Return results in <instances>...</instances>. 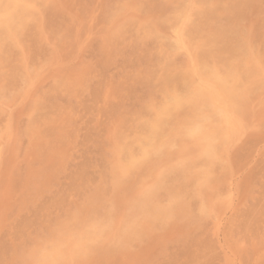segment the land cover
<instances>
[{"label": "rangeland", "instance_id": "rangeland-1", "mask_svg": "<svg viewBox=\"0 0 264 264\" xmlns=\"http://www.w3.org/2000/svg\"><path fill=\"white\" fill-rule=\"evenodd\" d=\"M27 1L28 2L30 1V2L27 4ZM31 1H33V2L31 3ZM52 1H55V2L53 3ZM148 1L147 0H143V1L142 0H134V3H133V0H131V2H130V0H85V1L84 0H60V3H59V0H26V1H24V0H19V1H16V0H6V1L0 0V49H1L0 50V54H1L0 55L1 56L0 57V62H1L0 63V79H1L0 84L2 86V87H0V106H1L0 107V130H1L0 131V152H1L0 153V161H1V163H0V205H1V209H0V216H1V218H0V223H1V225H0V264H20L22 261L24 262V264H30V262H31V264H40V263L41 264H47V263L49 264V262H47V260L45 258V256H46L45 254L48 255V253L53 252L54 249H57L60 246H61L60 247V249H61L60 254L61 255L58 258L59 260L56 259L53 262L55 264L56 263L57 264L58 263H60V264H65V263L66 264H110V263L111 264L112 263L113 264L114 263L115 264L116 263L117 264H120V263L123 264V262H124V264H128L129 261H130L129 264H138V263L139 264H264V134H263V132H264L263 131L264 130V116H263L264 115V73H262V71H264V62H263L264 61V57H263L264 56V43H263V41H264V39H263L264 38V35H263L264 34V0H231V1L230 0H228V1L227 0H213V1L212 0H193V2H192V0H191V2L189 0L190 5L187 2L188 0H183V1L182 0H148ZM173 1H174V3H173ZM223 1H225L227 3L223 2ZM81 2H83L84 5ZM232 2H234V3H232ZM56 3H57V5H56ZM192 3H193V6H192ZM32 4H34L35 6H32ZM183 4H185L186 7H184L185 5H183ZM62 5H63V7H62ZM129 5H131L130 7L132 9H129L130 8ZM187 5H189V6H187ZM74 6H75V8H74ZM36 8H38V9H36ZM126 8H127V10H126ZM172 8H173V10H172ZM185 8H187V9H185ZM96 9H97V11H96ZM188 9L190 10V12ZM85 10H87V12L89 11V13H87ZM129 10H131V11H129ZM177 10H179V11H177ZM25 11H26V14H25ZM90 11H92V13ZM124 11H125V13H124ZM152 11H153V13H152ZM172 11H174V12H172ZM6 12H8V13H6ZM150 12H151V14H150ZM1 13H2V15H1ZM96 13H98V14H96ZM118 13L120 15H118ZM129 13H131V15ZM95 14H96V16H94ZM107 14H108V16H107ZM121 14H122V16H121ZM164 14H165V16H164ZM149 15H152V16H149ZM229 15H231V16H229ZM79 16H80V18L82 16V18H81L82 20L79 18ZM139 16H141L142 18L146 17L144 19H146L147 21L144 19H141V17H139ZM176 16H177V18H176ZM33 18H35L36 21ZM112 18H114V19H112ZM154 18H156V19H154ZM180 18H183V20ZM86 19H87L88 23L85 21ZM119 19H120V22H118ZM138 19H139V22H138ZM166 19L168 22L166 21ZM179 19L181 21L177 22V20H179ZM213 19H215V21ZM94 20H95V22H92ZM103 20H105V21H103ZM108 20H110V21H108ZM113 20H114V22H113ZM202 20L204 22H202ZM89 22H92V23L89 24ZM151 22L154 23L155 24L154 26L158 27L159 29L158 28L156 29ZM84 23H85V25H84ZM86 23L88 25H86ZM105 23L107 26L101 27ZM109 23L111 25H108ZM170 23H172V24H170ZM58 24H59V26H58ZM95 24H98V25H95ZM244 24H245V26H244ZM36 25H39V27L40 26L41 27L40 28L38 26L34 27ZM122 25L124 26V28ZM90 27L91 28L93 27V28L91 29ZM238 27H239V32H241V34H239V32H238ZM38 28L40 29V32L38 31L39 30ZM143 28H144V30H142ZM262 28H263V30H262ZM41 29L42 30L44 29V30L42 31ZM85 29H87L88 31ZM174 29H176V31ZM36 30L38 32H36ZM93 30H95V31H93ZM160 30H163V31H160ZM213 30H214V32H213ZM254 30H259V31L262 30V31L255 32ZM89 31L91 34H89ZM100 31H101V33H100ZM117 31H118V33H120L121 37H119L120 35L117 34ZM44 32H45V34H44ZM84 32H85V35H84ZM97 32L99 33V35ZM105 32L108 35L105 36V34H106ZM170 32L173 33V36H171L172 34ZM220 32H222V33H220ZM32 33H33V36L31 35ZM37 33H38V35H40V37L37 36ZM86 33H87V35H86ZM126 33H127V35H126ZM135 33H137V34L135 35ZM167 33H170V34H167ZM25 34L30 39H27L26 36L24 37ZM219 35H220V37H219ZM107 36L111 37V38L110 39L108 38V40H107L106 39ZM10 37L12 39H14L16 37L15 38L16 40L14 41ZM41 37H42V39H41ZM51 37H53L54 39ZM104 37H106V38H104ZM113 37H114V39H113ZM174 37H175V39H174ZM182 37H183V39H182ZM225 37H230V39L225 38ZM1 38L4 40L1 41ZM119 38H121V39H119ZM34 39L36 40V42ZM102 39L105 41L101 42ZM41 40H43V41H41ZM106 40L108 42H106ZM176 40H178V41H176ZM252 40L254 43L251 42ZM19 41H20V43H18ZM37 41H38V43H37ZM50 41L53 43H51ZM14 42L15 43L17 42L16 43L17 45ZM40 42H43V44H45V45L44 46L41 45L42 43H40ZM47 42H48V44H47ZM104 42L106 45L104 44ZM143 42H144V44H143ZM154 42H155V44H154ZM157 42L159 43V45ZM29 43L34 47L32 48ZM34 43H35V45H34ZM108 43H109V45H108ZM26 44H28V45L25 48ZM102 44L105 46H103ZM178 44H179L180 48H179ZM182 44H184V45H182ZM50 45L53 46V48L55 47L54 49H56L57 47L59 49L57 48L56 50H54ZM228 45H230V46H228ZM21 46L23 49L18 50L21 48ZM99 46H100V48H99ZM38 47H39V49H38ZM135 47H137V48H135ZM14 48H15V50H14ZM153 48H155V49H153ZM230 48H232V49H230ZM10 49H12V50H10ZM182 49L184 50V52ZM185 49H186V52H185ZM190 49H191V51H190ZM193 49H194L195 53H193L194 52ZM45 50H47V51H45ZM51 50H52V53H51ZM57 50L60 52L58 53ZM10 51H11V53H10ZM17 51H18V53H17ZM21 51H22V54H21ZM24 51L31 52L34 56L37 53L38 54L34 57L30 53H26ZM39 51H40L41 55L39 54ZM102 51H104L106 54L104 52L102 53ZM140 51H141V53H140ZM168 51L171 53L175 52V55H174V53L171 55V53H169ZM178 51H180V52H178ZM245 51H247V52L245 53ZM248 51H251V53H248ZM255 51H256V53H255ZM13 52H15V53L13 54ZM44 52H46V53H44ZM150 52H151V54H150ZM165 52L169 54V55L167 54V57H166ZM257 52H258V55H257ZM6 54H9V55H6ZM38 55L41 59H38ZM151 55H153V56H151ZM235 55L236 56L238 55V56L236 57ZM261 55H262V57H261ZM20 56H23V57H20ZM24 56H25V58H24ZM33 57L35 60L33 59ZM56 57H58V58H56ZM163 57H165V60L168 58L167 59L168 62H167V60L164 62ZM194 57H195V59H194ZM228 57H231V58H228ZM258 57L261 59V61L262 60L263 61L259 62L260 59ZM51 58H54V60H51ZM106 58H107V60H106ZM136 58H138V59H136ZM233 58H235V59H233ZM242 58H243V60H242ZM21 59H23V60L21 61ZM248 59H250V60H248ZM16 60H19V61L16 62ZM37 60L39 61V63ZM151 60H153V61H151ZM182 60H184V61H182ZM253 60H258V61H253ZM47 61H48V63H47ZM63 61H64V63H63ZM170 61H172L171 62L172 65H171ZM228 61H229V63H228ZM247 61L249 62V64ZM23 62H25V63L22 64ZM141 62H142V64H141ZM146 62H147V64H146ZM162 62L164 65L162 64ZM194 62H195V64H194ZM258 62H259V65H258ZM33 63L35 65V67H33L34 66ZM79 63H81V64H79ZM245 63H247V64H245ZM3 64L5 66H2ZM7 64L9 66H11L12 68H10ZM25 64L28 66H25ZM59 64H62V65L59 66ZM160 64L162 66H160ZM165 64H167V65H165ZM14 65L16 67H14ZM22 65L25 67H23ZM180 65L184 66L186 68L180 67ZM233 65L237 68L235 69V67ZM192 66L194 68H192ZM243 66H245V67H243ZM142 68H144V69H142ZM188 68L189 69L191 68V71ZM8 69H9V71H8ZM49 69H51L52 71ZM146 69L148 70V72H145V71H147ZM168 69H169V71H168ZM204 69H206V70H204ZM215 69L216 70L218 69V71H216ZM260 69L262 71H259ZM170 70H172V71H170ZM175 70H178V71L175 72ZM70 71H71V73H70ZM135 71L137 74L135 73ZM33 72H34V74H33ZM35 72H36V74H35ZM62 72L64 73V75L66 74L65 75L66 77L62 75L63 74ZM194 72L197 74H195ZM236 72H238V73H236ZM93 73H94V75H93ZM134 73H135V75L138 76V77L135 76V79H134V75H133ZM190 73H192V74L194 73L195 75L194 74L192 75ZM212 74L214 75V77L212 76ZM217 74H219V75H217ZM262 74H263V76H262ZM73 75H74V79H76V80L73 79V77H72ZM80 75H82V78ZM124 75H127V76H124ZM131 75H133L132 76L133 78L131 77ZM139 75H141V76H139ZM148 76L149 77L152 76V77L148 78ZM160 76H161V78H160ZM111 77L113 78V80L116 79L115 82L117 81L116 82L117 84L114 83V81H112ZM26 78H28V79H26ZM69 78H71L72 80L70 81ZM119 78L122 79V81L119 80ZM145 78L148 80L150 79V80L149 81L145 80ZM217 78H219L220 80H217ZM67 79H69V80H67ZM77 79H79L81 82L79 83V81ZM106 79L107 80L109 79V80L107 81ZM137 79L140 81H138ZM141 79H144V80H141ZM23 80H24V82H23ZM25 80L28 83H26ZM82 81H83V83H82ZM118 81H120V82H118ZM154 81H157V82H154ZM36 82H37V84H35ZM104 82H106V83L108 82V84H106ZM121 82L122 83L124 82V83L122 84ZM130 82H134V83H130ZM139 82H140V84H139ZM215 82L222 83V85H221L222 88L217 86L218 83L216 85ZM145 83H146V85H145ZM186 83H188V84H186ZM32 84L34 85V87ZM131 84H133V85H131ZM203 84L204 85L206 84L208 86H211V87H214L217 89L220 88V89H218V93L221 96V98L225 99V106L223 109L225 112H227V116H226V118L224 117V119H223V115H222L223 110L220 109L219 111L221 112V114L219 112V114L216 113V114L212 115L210 118V120H211L210 122H209V119H207V123H208L207 128L210 132L209 133L210 138H208V141L211 143L212 147H211V150L209 152H202L203 153L202 154V153H200L201 151L199 150V146L196 143L195 139H193L192 137H189V135H187L186 133L184 134L185 129L183 127H181L180 125L182 124V122L184 120H186L188 117H190L193 114L194 109H196L197 111H204L205 114H206V111H210V106L208 105L209 100L207 98V94H205V92L202 93L198 90L199 87L202 86ZM16 85H17V87H16ZM40 85H42V87ZM117 85H118V87H117ZM127 85L130 88L133 86L134 89L133 88L130 89ZM162 85H163V87L165 86L164 89H163ZM109 86H111V88ZM166 86H167V88H166ZM172 86H174V87H172ZM208 86H204V87L209 88ZM258 86H260V87H258ZM47 87H49V88H47ZM88 87H90V88H88ZM148 87H149V90H147ZM180 87H182V88H180ZM228 87L229 88L231 87V89H228ZM104 88L105 89L107 88L106 91ZM117 88H120V89H117ZM154 88H155V90H154ZM183 88H184V90H183ZM260 88L261 89L263 88V90H261ZM10 89L12 92L9 91ZM22 89H23V91H21ZM108 89H110V90H108ZM16 90H17V92H16ZM43 90H44V92L42 93ZM114 90H117V91H114ZM127 90H129V91H127ZM174 90H176V92ZM259 90H261V91H259ZM4 91H6V95H4L5 94ZM32 91H34V93ZM108 91H109V93H108ZM119 91H120V93H117ZM3 92H4V94H3L4 98L2 95ZM179 92L183 96H181ZM8 93H10V94H8ZM38 93H40V95H38ZM104 93H107L108 95L104 94ZM200 93H201V95H198ZM41 94H43V95H41ZM89 94H91V95H89ZM155 94L157 97L155 96ZM150 95H152V96L150 97ZM173 95H176L178 97L180 95V100H183V101H180L181 107L180 106L179 107L182 108L183 110H180V108L178 107L180 112L177 108L176 109L177 111L176 110L173 111L176 113L175 114L172 113V117L170 116L171 114L170 115L164 114L162 117L163 120H161V118H159V120L161 121V123H160L161 125L159 124L158 129L157 128L156 129L155 128L150 129L152 127V123L156 119H158V117L156 118V116L159 113V111H161L160 109L163 108L159 104L167 106V104L169 103L170 105L168 104V106H171L172 101H173L172 100ZM196 95H198V96H196ZM30 96H31V98H30ZM112 96L115 98H111ZM125 96H126V99H125ZM142 96H143V98H141ZM14 97H16V98H14ZM188 97L193 98L194 103H195L193 105V107H189L187 105V100L189 99ZM194 97H197L198 99L194 98ZM116 98H117V100H116ZM170 98H171V100H170ZM255 98H257V99H255ZM39 99H40V101H39ZM142 99L144 100V102L146 104L148 102H150V103H148V105H145V103L142 102L143 101ZM145 99H147V100H145ZM163 99L166 100L167 103ZM249 99L250 100L252 99L251 100L252 103L250 102ZM41 100L43 102H41ZM45 100H46V102H45ZM121 100L123 102H121ZM161 101L163 103L165 102L166 104H163ZM229 101H230V103H229ZM16 102H17V104H16ZM70 102H71L72 106H70ZM82 102H83V104H82ZM34 104H36V108L38 107L37 109H32V107L35 108ZM149 104H151L153 106H150ZM109 106L112 107L113 109L110 108ZM147 106H149L150 108ZM157 106H159V107L157 108ZM227 106L229 107V109ZM72 107H73V109H72ZM123 108H124V110H122ZM135 108L138 111L134 110ZM64 109H65V111H64ZM129 109H130V111H129ZM152 109L154 111H152ZM187 109H188V111H186ZM126 110H127V112H125ZM227 110H229V111H227ZM5 111H6V113H5ZM29 111H32V112H29ZM185 111H186V113H185ZM77 112H78V114H77ZM119 112L123 113V114L125 113V115L120 114ZM136 112L139 114H137ZM11 113H12V115H11ZM38 113H40V114H38ZM52 113H54V114H52ZM108 113L111 115L109 116ZM75 114H77V115H75ZM151 114H152V116H151ZM179 114H181V115H179ZM54 115L58 116V117H55ZM133 115H135L136 117ZM144 115H145V117H144ZM166 115L168 118L170 117L169 118L171 120V121L169 120L170 122L168 121V118L166 117ZM61 116H63V117H61ZM129 116H131V117H129ZM139 116H141V117H139ZM153 116H154V118H153ZM11 118H12V120H11ZM44 118H45V120H44ZM54 118H55V120H54ZM107 118H108V122H107ZM164 118H167V121ZM40 119H42L43 121ZM173 119H178L180 122H178V120L176 121ZM225 119L228 121H226ZM111 120H113V122L115 124H113V122ZM119 120H120V123H117ZM148 120H149V122H148ZM244 120H246L247 122L246 121L244 122ZM54 121H55V124H54ZM130 121L132 122V124ZM174 121L176 122V124H174L175 123ZM248 122H251V123H248ZM110 123H112V125ZM124 123H125V125H124ZM211 123H213V124H211ZM50 124H51V126H50ZM148 124L149 125L151 124V127ZM5 125L7 128H5ZM53 125H55V126H53ZM106 125L108 128L106 127ZM172 125L174 126V128H172L173 127ZM175 125H176V127H175ZM27 126H28V128H27ZM37 126H39V127L41 126V127L39 128ZM160 126H162L161 129L159 128ZM177 126H179V129ZM18 127H21L22 129L18 128ZM226 127H227V129H226ZM10 128H13V129H10ZM246 128H248L249 130ZM145 129H146V131H145ZM261 129H263V130H261ZM10 130L11 131L13 130V131L10 132ZM106 130L109 132H107ZM111 130H112V132H111ZM134 130L136 131V133H134L135 132ZM166 130H168V131H166ZM170 130L172 131L171 133H170ZM45 131H47V132H45ZM60 131H62V132H60ZM156 131H157V133H156ZM174 131H176V132H174ZM143 132H145V134ZM8 133H10V134H8ZM17 133H19V134L17 135ZM25 133H27V134H25ZM28 133H29V135H28ZM31 133L34 136H32ZM42 133H43V135H42ZM159 133L161 136L158 135ZM165 133L168 134V136L170 134V136L168 137L167 135H165ZM175 133H176V135H175ZM179 133H181V136L183 135L182 138H181ZM50 134H51V137H50ZM53 134H55V136H53ZM138 134H141V135H138ZM231 134H233V135L231 136ZM58 135H59V137H58ZM135 135H137V136H135ZM171 135H173V136L171 137ZM186 135H187V137H186ZM243 135H244V137L246 135V137L244 138ZM111 136H113V137H111ZM3 137H4V139H3ZM8 137H10L9 140H8ZM29 137H31V139ZM47 137H49V138L47 139ZM114 137H115V139H114ZM141 137H143L144 140ZM156 137H157V140H156ZM125 138H128V139H125ZM167 138H169V140ZM177 138H178V140H177ZM151 139H153V141L156 140L155 141L156 143L153 142ZM183 139L186 140V142L188 144L186 142H184ZM10 140H11V143H10ZM28 140L30 142H28ZM118 140H120L121 143H119L120 141H118ZM134 140L136 141L135 144L133 143ZM164 140H165V142H164ZM179 140H181V141H179ZM187 140L191 141L192 143L187 141ZM233 140H235V141H233ZM139 141H142V142H140L139 146H138L137 142H139ZM177 141H178V143H181V144L177 145L178 143H176V145H175V142H177ZM193 141H194V144H193ZM33 142H35V144ZM157 142L160 144H157ZM163 142L165 143V145ZM183 142L185 143L184 145H187V146L182 145ZM222 142L225 146L223 144L221 146ZM227 142H229V144ZM6 143H8V144L6 145ZM142 143H144V144L142 145ZM168 143H170V144L168 145ZM226 143L228 145H226ZM121 144H123V146ZM145 144L147 146H144ZM2 145H5V147L8 146V148H5ZM71 145H73V146H71ZM143 146H144V148H143ZM167 146H168V148H167ZM169 146H170V148H169ZM180 146H181V148H180ZM41 147H42V149H41ZM141 147H142V149L146 150L145 153H147V154L144 153V150H142V154L140 153L139 150ZM146 147L150 148V150L149 149L147 150ZM151 147L154 148L155 150L152 149ZM163 147H166V148H163ZM178 147H179V149H177ZM187 147H189L191 150L188 149ZM195 147L199 151H197V152L193 151L195 149ZM16 148L18 149V151L16 150ZM28 148L30 150L31 149L32 150L30 151V150H28ZM36 149L38 150V152ZM122 149H123V151H122ZM164 149L167 152H164ZM233 149H234V151H233ZM2 150H5V152ZM33 150H34V152L36 150V152L34 153ZM48 150L51 152H49ZM152 150H154L157 154ZM169 150H170L169 153L172 155V157L168 153ZM180 150H182V151H180ZM183 150L186 151V154L188 151L187 156H185L186 154ZM147 151H149V152H147ZM68 152L70 155L68 154ZM136 152H138V153H136ZM152 152H154V154H152ZM64 153H65V155H64ZM131 153H132V156L130 155ZM167 153H168V156H167ZM173 153L175 156L173 155ZM197 153H200V154L197 155ZM29 154H31V156ZM37 155L38 156L40 155V156H39V158L36 159V157H38ZM44 155H45V158L43 157ZM135 155H137V156H135ZM32 156H33V158H32ZM112 156H116V159H115V157L113 158ZM219 156H220V158H219ZM226 156H227V158H226ZM30 157H31V159H30ZM138 157L141 159L139 160ZM146 157H147V159L149 158L148 160L150 162L146 159ZM184 157H186V158H184ZM46 158H48V159H46ZM158 158H160L161 160H159ZM157 159L159 162L157 161ZM168 159L171 161H168ZM41 160H43V162ZM48 160H52V161H49L50 163L49 162L47 163L46 161H48ZM133 160L135 163L133 162ZM143 160L144 161L146 160V162L144 163ZM151 160L154 163H152ZM162 160L163 161L166 160V161L163 162ZM225 160H227V161H225ZM44 161L46 162L45 164H44ZM63 161H64V163H62ZM123 161H124V163H123ZM160 161H162L161 164H159ZM27 162H28V164H27ZM29 163L33 164L35 167H33V165H29ZM38 163L40 164V166H41V164H43V166H41V167L38 166L39 165ZM113 163H114V166H113ZM141 163L142 164L144 163V164L142 165ZM151 163H152V167H149ZM177 163H179V164L176 165ZM62 164H63V166H62ZM131 164L134 165V167ZM146 164H147V166H146ZM162 164H164L165 168L162 167ZM169 164H171V165H169ZM182 164H184V165H182ZM139 165L140 166L142 165V166L140 167ZM168 165L172 167L173 172ZM30 166H32V167L30 168ZM36 166L40 167L41 169L37 170ZM111 167H113V168H111ZM62 168H64V169H62ZM106 168H108V169H106ZM158 168H160V169H158ZM161 168H163V169H161ZM32 169H33V171H31ZM55 169H56V171H55ZM107 170H108V172H107ZM115 170H117V172ZM47 171L50 173H48ZM151 171H153V172H151ZM62 172H64V173H62ZM158 172H160V173H158ZM32 173L33 174L35 173L37 175L36 176H35V174L32 175ZM47 173H48L47 176H49V174H50L53 177L52 180L53 179H55V180L52 181L51 176H49V181L45 180L46 178L48 179V177L45 176ZM111 173L114 174V176H112ZM106 174H107V176H106ZM160 174H161V177H160ZM170 175H171V177H170ZM42 176H44V177H42ZM63 176H65V177H63ZM165 176H167V178H164ZM28 177H30V178L28 179ZM144 177H146V180L144 179ZM57 178H59V179H57ZM112 178L114 180H112ZM234 178H235V180H234ZM35 179L37 181H35ZM68 179H69V181H68ZM109 179H110L111 183L109 182ZM119 179H120V181H119ZM121 179H123L124 181ZM28 180H30V181H28ZM41 180H42L44 187H42V183L36 184L37 182H41ZM57 180H58V182H57ZM33 181H35L36 183H34ZM121 181H123V182L121 183ZM113 182L114 183L118 182V184H115L117 187L115 185L113 186V184H114ZM73 185H75V186L73 187ZM138 185H139V187H138ZM103 186H105V187H103ZM70 187L72 189H69ZM34 188L35 189L37 188L36 191L39 194H37V192L35 193ZM144 188L149 189L150 191L147 190L148 191L147 192ZM119 189L120 190L124 189V192L120 191ZM49 190H50V192H48ZM129 190H131V191H129ZM78 191H79V193H78ZM232 191H233V193H232ZM130 192H131V194H129ZM144 192H145V194H144ZM126 193H127V195H126ZM54 194H55V196H54ZM110 194H112V195H110ZM146 194H148V195H146ZM116 195H118V196H116ZM122 195H124V196H122ZM78 196H80V197H78ZM82 196H84V197H82ZM119 197L122 199H120ZM133 197L136 199L133 200L134 199ZM94 198H96L95 202H94ZM108 198L110 199V201L108 200ZM155 198H156V200H155ZM116 200H118V201L120 200V201L117 202ZM87 202H89V203H87ZM92 203H94L96 206L93 205ZM131 203H133V204H131ZM110 204H112V206ZM127 204H129L131 206H129ZM139 205H140V207H139ZM69 206L71 207V209ZM79 206H81V207H79ZM92 206H95V207H92ZM135 206H137V207H135ZM142 206L143 207L145 206L144 210H143ZM34 207H36V208H34ZM82 207L84 209H87V210H83ZM229 207H230V209H229ZM109 208H110V210H109ZM136 208H138V210ZM104 209H105V211H104ZM146 209H148V210H146ZM221 209H223V210H221ZM40 210H42V211H40ZM46 210H48V211L45 212ZM75 210L77 213L75 212ZM136 210H137V212H136ZM234 210H235V212H234ZM55 211H57V213ZM59 211H61V212H59ZM84 211H86V212H84ZM93 211H94V213H93ZM50 212H52V213H50ZM58 212H59V214H58ZM178 212L179 213L181 212V213L179 214ZM71 213H72V215H71ZM138 213H140V214H138ZM51 214H52V216H51ZM96 214H97V216H96ZM107 214H109V217L107 216ZM147 214H148V216H147ZM42 215H43V217H42ZM99 215H101L102 217ZM55 216H58V217H55ZM63 216H65V217L63 218ZM87 216H88V218H87ZM138 216H139V218H137ZM59 217H61V218H59ZM92 217H94L95 219ZM143 217H144V219H143ZM174 217H176V218H174ZM188 217H191V218H188ZM217 218H219V219H217ZM77 219H78V221H77ZM42 220H43V223H42ZM68 220L70 221V223L71 222L72 223L70 224L68 222ZM74 220H76L75 223L77 222L80 225L78 226L77 223L76 224L73 223ZM87 220H89L93 226L91 224L88 225L87 223H89V221H87ZM158 220H160V221H158ZM164 220L165 221L168 220V221H166V223H165ZM81 221H82V223H81ZM96 221H97V223H96ZM110 221L112 222V224L110 223ZM134 221L137 223H134ZM132 222H133V224H132ZM146 222H149V223L151 222V224L146 223ZM152 222H153V224H152ZM61 223H62V225H61ZM125 223H127V224H126L125 228H123ZM221 223H222V225H221ZM48 224H50V225H48ZM137 224H138V226H136ZM144 224H146V225L149 224V225L144 226ZM162 224L164 225V227L162 226ZM66 225H68V226H66ZM100 225H102V226H100ZM130 225H131V227H130ZM140 225H143L144 228H142V226H140ZM73 226H74V228H73ZM76 226H77V229H76ZM148 226H150V227H148ZM56 227H59V228L56 229ZM160 227H162V228H160ZM84 228H86V230H88V231H86ZM126 228H128L129 230H132V231L130 232ZM147 228H149L150 231L151 230H153V231H151L149 233V231H148L149 229L147 230ZM75 230H77V231L75 232ZM135 230H136V233H134ZM224 230H225V233L223 232ZM26 231H27V233H26ZM64 231L66 232V234H64ZM127 231L129 232V234ZM156 231H158V232H156ZM48 232H49V234H48ZM56 232L59 233V236H57L58 233H56ZM78 232L80 235L78 234ZM122 232H124V233H122ZM147 232L149 233V235ZM33 233L36 236L33 235ZM91 233H92V235H91ZM139 233L141 234V236ZM152 233H154V234L151 236L150 234H152ZM63 234H64V236H62ZM69 234L73 237L72 239L70 238ZM82 234L84 236H82ZM125 234H127L128 238L126 237ZM156 234L158 236H156ZM133 235H134V239H133ZM142 235H144V236H142ZM147 235H148V237H147ZM154 235L157 238H154L155 237ZM35 237H36V240H34ZM125 237H126V239H125ZM37 238L39 240H37ZM97 238H99L100 240ZM30 239H31V241H30ZM52 239L54 240L53 241L54 243H51ZM75 239H77V240H75ZM57 240H58V242H57ZM69 240H70V242L75 241L74 242L75 244H73L72 242L70 243ZM102 240H104V241H102ZM32 242L33 243L36 242L37 244L36 243L33 244ZM41 242H43V243H41ZM65 242H66V244H64ZM123 242H125V243H123ZM55 243L56 244L58 243L60 245H58V244L56 245ZM87 243H89V244H87ZM21 244H23V246ZM26 244H28V245H26ZM38 244L40 247L38 246ZM44 244L48 245L49 247H47V246L44 247ZM30 245H32L33 247ZM34 245H35V247L36 246L37 247L35 248ZM62 245L64 246L63 248H62ZM89 245L90 246L92 245V246L90 247ZM65 246H67V248L70 250H67V248ZM143 246L144 247L146 246V248H143ZM224 246H225V248H224ZM127 247H128V249H126ZM131 247H132V249H131ZM32 248L34 250H32ZM101 248L104 250H102ZM107 248L109 250H107ZM227 248H228V250H227ZM136 249H138V250H136ZM11 250H13V251H11ZM49 250H50V252H49ZM120 250H122V251H120ZM38 251H39V253H38ZM132 251L134 252V255H132L133 254ZM230 251H232V252H230ZM22 252L23 253L25 252V253L23 254ZM29 252H31V254H29ZM41 252H42V254H40ZM112 252H113V254H111ZM16 253H18V255H16ZM115 253H116V255H115ZM117 253H118V255H117ZM126 253H127V255L129 254L132 258L128 257L127 255L125 256ZM231 253H233V254H231ZM37 254H40V255H37ZM102 254H103V257H101ZM136 255H139L142 258L137 256L140 258V260H138L139 258H137ZM233 255H235L234 256L235 258H233ZM118 256L122 259H120ZM32 257L34 260L35 259L36 260L34 261L32 259ZM105 257L107 259H105ZM126 257L129 259V261L127 260ZM42 258H44V259H42ZM61 258H63V259H61ZM109 258H111L112 260ZM27 259H29L30 261H27ZM77 259H79V260H77ZM118 259H120V261H118ZM123 259H125V260H123ZM134 260H135V262H134ZM25 261H27V262H25ZM32 261H34V262L32 263ZM114 261H117V262H114ZM23 262L21 264H23ZM53 263H50V264H53Z\"/></svg>", "mask_w": 264, "mask_h": 264}, {"label": "bare ground", "instance_id": "bare-ground-1", "mask_svg": "<svg viewBox=\"0 0 264 264\" xmlns=\"http://www.w3.org/2000/svg\"><path fill=\"white\" fill-rule=\"evenodd\" d=\"M5 1H6V0H5ZM16 1H19V0H16ZM24 1H26V0H24ZM84 1H85V0H84ZM142 1H143V0H142ZM147 1H148V0H147ZM182 1H183V0H182ZM212 1H213V0H212ZM227 1H228V0H227ZM230 1H231V0H230ZM20 2H21V1H20ZM22 2H23V1H22ZM29 2H30V1H29ZM29 2L27 1V4H28ZM32 2H33V1H31V3H32ZM52 2L54 3L55 1H52ZM78 2H79V1H78ZM105 2H106V1H105ZM116 2H117V1H116ZM130 2H131V0H130ZM148 2H149V1H148ZM168 2H169V1H168ZM178 2H179V1H178ZM187 2H188V4H189V0H188ZM190 2H191V0H190ZM192 2H193V0H192ZM223 2H225V1H223ZM59 3H60V0H59ZM62 3H63V2H62ZM73 3H74V2H73ZM79 3H80V2H79ZM81 3L83 4V2H81ZM96 3H97V2H96ZM113 3H114V2H113ZM117 3H118V2H117ZM133 3H134V0H133ZM149 3H150V2H149ZM173 3H174V1H173ZM213 3H214V2H213ZM225 3H227V2H225ZM229 3H230V2H229ZM232 3H234V2H232ZM75 4H76V3H75ZM98 4H99V3H98ZM102 4H103V3H102ZM200 4H201V3H200ZM56 5H57V3H56ZM83 5H84V4H83ZM93 5H94V4H93ZM114 5H115V4H114ZM123 5H124V4H123ZM151 5H152V4H151ZM151 5H150V6H151ZM177 5H178V4H177ZM183 5H185V4H183ZM189 5H190V4H189ZM189 5H187V6H189ZM30 6H31V5H30ZM32 6H35V5L32 4ZM86 6H87V5H86ZM98 6H99V5H98ZM130 6H131V5H129V7H130ZM192 6H193V3H192ZM201 6H202V5H201ZM62 7H63V5H62ZM95 7H96V6H95ZM144 7H145V6H144ZM184 7H186V5H185ZM184 7H183V8H184ZM74 8H75V6H74ZM80 8H81V7H80ZM107 8H108V7H107ZM109 8H110V7H109ZM111 8H112V7H111ZM114 8H115V7H114ZM176 8H177V7H176ZM178 8H179V7H178ZM180 8H181V7H180ZM36 9H38V8H36ZM86 9H87V8H86ZM94 9H95V8H94ZM129 9H132V8L130 7ZM136 9H137V8H136ZM185 9H187V8H185ZM80 10H81V9H80ZM87 10H88V9H87ZM87 10H85V11L87 12ZM108 10H109V9H108ZM123 10H124V9H123ZM126 10H127V8H126ZM126 10H125V11H126ZM172 10H173V8H172ZM174 10H175V9H174ZM188 10H189V9H188ZM32 11H33V10H32ZM38 11H39V10H38ZM78 11H79V10H78ZM92 11H93V10H92ZM92 11H90V12L92 13ZM96 11H97V9H96ZM117 11H118V10H117ZM125 11H124V13H125ZM129 11H131V10H129ZM134 11H135V10H134ZM136 11H137V10H136ZM177 11H179V10H177ZM208 11H209V10H208ZM220 11H221V10H220ZM75 12H76V11H75ZM93 12H94V11H93ZM154 12H155V11H154ZM172 12H174V11H172ZM189 12H190V10H189ZM224 12H225V11H224ZM6 13H8V12H6ZM28 13H29V12H28ZM71 13H72V12H71ZM71 13H70V14H71ZM79 13H80V12H79ZM87 13H89V11H88ZM135 13H136V12H135ZM146 13H147V12H146ZM152 13H153V11H152ZM198 13H199V12H198ZM219 13H220V12H219ZM25 14H26V11H25ZM38 14H39V13H38ZM96 14H98V13H96ZM96 14H95L94 16H96ZM129 14L131 15V13H129ZM147 14H148V13H147ZM147 14H146V15H147ZM150 14H151V12H150ZM165 14H166V13H165ZM165 14H164V16H165ZM222 14H223V13H222ZM1 15H2V13H1ZM71 15H72V14H71ZM118 15H120V14L118 13ZM199 15H200V14H199ZM209 15H210V14H209ZM28 16H29V15H28ZM76 16H77V15H76ZM107 16H108V14H107ZM116 16H117V15H116ZM121 16H122V14H121ZM136 16H137V15H136ZM149 16H152V15H149ZM229 16H231V15H229ZM229 16H228V17H229ZM91 17H92V16H91ZM91 17H90V18H91ZM139 17H141V16H139ZM147 17H148V16H147ZM79 18H80V16H79ZM81 18H82V16H81ZM81 18H80V19H81ZM85 18H86V17H85ZM87 18H88V17H87ZM114 18H115V17H114ZM114 18H112V19H114ZM144 18H146V17H144ZM144 18L141 17V19H144ZM176 18H177V16H176ZM31 19H32V18H31ZM33 19L35 20V18H33ZM71 19H72V18H71ZM88 19H89V18H88ZM93 19H94V18H93ZM112 19H111V20H112ZM121 19H122V18H121ZM124 19H125V18H124ZM154 19H156V18H154ZM171 19H172V18H171ZM173 19H174V18H173ZM180 19L183 20V18H180ZM180 19L177 20V22H178V21L180 22V21H181ZM209 19H210V18H209ZM81 20H82V19H81ZM105 20H106V19H105ZM105 20H103V21H105ZM144 20H146V19H144ZM197 20H198V19H197ZM197 20H196V21H197ZM213 20L215 21V19H213ZM232 20H233V19H232ZM245 20H246V19H245ZM248 20H249V19H248ZM35 21H36V20H35ZM85 21L87 22V19H86ZM96 21H97V20H96ZM108 21H110V20H108ZM146 21H147V20H146ZM166 21H167V19H166ZM169 21H170V20H169ZM37 22H38V21H37ZM82 22H83V21H82ZM82 22H81V23H82ZM92 22H95V20L92 21ZM92 22H89V24L92 23ZM113 22H114V20H113ZM118 22H120V19H119ZM138 22H139V19H138ZM167 22H168V21H167ZM202 22H204V21L202 20ZM246 22H247V21H246ZM254 22H255V21H254ZM254 22H253V23H254ZM38 23H39V22H38ZM40 23H41V22H40ZM42 23H43V22H42ZM87 23H88V22H87ZM87 23H86V25H88ZM101 23H102V22H101ZM151 23H152V22H151ZM181 23H182V22H181ZM241 23H242V22H241ZM25 24H26V23H25ZM152 24H153V26L155 25L154 23H152ZM170 24H172V23H170ZM175 24H176V23H175ZM177 24H178V23H177ZM239 24H240V23H239ZM261 24H262V23H261ZM84 25H85V23H84ZM95 25H98V24H95ZM108 25H111V24L109 23ZM140 25H141V24H140ZM233 25H234V24H233ZM37 26L39 27V25H36V26H34V27H37ZM43 26H44V25H43ZM58 26H59V24H58ZM90 26H91V25H90ZM93 26H94V25H93ZM104 26H105V27L107 26L106 23L103 24V26H101V27H104ZM122 26H123V25H122ZM137 26H138V25H137ZM170 26H171V25H170ZM170 26H169V27H170ZM182 26H183V25H182ZM209 26H210V25H209ZM240 26H241V25H240ZM240 26H239V27H240ZM244 26H245V24H244ZM40 27H41V26H40ZM40 27H39V28H40ZM86 27H87V26H86ZM154 27H155V26H154ZM183 27H184V26H183ZM239 27H238V32H239ZM262 27H263V26H262ZM39 28H38V29H39ZM42 28H43V27H42ZM90 28H91V27H90ZM92 28H93V27H92ZM92 28H91V29H92ZM123 28H124V26H123ZM155 28L157 29L158 27H155ZM164 28H165V27H164ZM171 28H172V27H171ZM207 28H208V27H207ZM215 28H216V27H215ZM31 29H32V28H31ZM35 29H36V28H35ZM97 29H98V28H97ZM158 29H159V28H158ZM165 29H166V28H165ZM172 29H173V28H172ZM200 29H201V28H200ZM232 29H233V28H232ZM41 30H42V29H41ZM43 30H44V29H43ZM43 30H42V31H43ZM85 30H87V29H85ZM98 30H99V29H98ZM100 30H101V29H100ZM106 30H107V29H106ZM142 30H144V28H143ZM168 30H169V29H168ZM174 30L176 31V29H174ZM180 30H181V29H180ZM222 30H223V29H222ZM246 30H247V29H246ZM262 30H263V28H262ZM262 30H260V31H262ZM32 31H33V30H32ZM34 31H35V30H34ZM38 31L40 32V29H39ZM38 31L36 30V32H38ZM87 31H88V30H87ZM91 31H92V30H91ZM93 31H95V30H93ZM101 31H102V30H101ZM101 31H100V33H101ZM113 31H114V30H113ZM131 31H132V30H131ZM160 31H163V30H160ZM170 31H171V30H170ZM178 31H179V30H178ZM254 31L257 32V31H259V30H254ZM260 31H259V32H260ZM21 32H22V31H21ZM143 32H144V31H143ZM172 32H173V31H172ZM193 32H194V31H193ZM211 32H212V31H211ZM213 32H214V30H213ZM216 32H217V31H216ZM14 33H15V32H14ZM97 33H98V32H97ZM105 33H106V32H105ZM115 33H116V32H115ZM123 33H124V32H123ZM132 33H133V32H132ZM137 33H138V32H137ZM137 33H135V35H136ZM144 33H145V32H144ZM163 33H164V32H163ZM165 33H166V32H165ZM170 33H171V32H170ZM170 33H167V34H170ZM177 33H178V32H177ZM217 33H218V32H217ZM220 33H222V32H220ZM44 34H45V32H44ZM89 34H91L90 31H89ZM117 34L120 35V33H118V31H117ZM141 34H142V33H141ZM171 34H172L171 36H173V33H171ZM239 34H241V32H239ZM261 34H262V33H261ZM31 35L33 36V33H32ZM84 35H85V32H84ZM84 35H83V36H84ZM86 35H87V33H86ZM98 35H99V33H98ZM106 35H108V34L106 33L105 36H106ZM119 35H118V36H119ZM126 35H127V33H126ZM132 35H133V34H132ZM146 35H147V34H146ZM174 35H175V34H174ZM197 35H198V34H197ZM254 35H255V34H254ZM263 35H264V34H263ZM25 36H26V34L24 35V37H25ZM37 36L40 37V35H38V33H37ZM89 36H90V35H89ZM103 36H104V35H103ZM133 36H134V35H133ZM176 36H177V35H176ZM176 36H175V37H176ZM180 36H181V35H180ZM190 36H191V35H190ZM236 36H237V35H236ZM261 36H262V35H261ZM26 37H27V36H26ZM42 37H43V36H42ZM42 37H41V39H42ZM119 37H121V35H120ZM159 37H160V36H159ZM175 37H174V39H175ZM219 37H220V35H219ZM244 37H245V36H244ZM257 37H258V36H257ZM10 38H11V37H10ZM15 38H16V37H15ZM15 38H14V39L11 38V39L15 41V40H16ZM35 38H36V37H35ZM51 38H53V37H51ZM85 38H86V37H85ZM100 38H101V37H100ZM104 38H106V37H104ZM108 38L110 39L111 37H108V36H107L106 39L108 40ZM123 38H124V37H123ZM160 38H161V37H160ZM176 38H177V37H176ZM225 38H229V39H230V37H225ZM239 38H240V37H239ZM242 38H243V37H242ZM260 38H261V37H260ZM27 39H30V38L27 37ZM38 39H39V38H38ZM53 39H54V38H53ZM113 39H114V37H113ZM119 39H121V38H119ZM137 39H138V38H137ZM162 39H163V38H162ZM177 39H178V38H177ZM182 39H183V37H182ZM231 39H232V38H231ZM258 39H259V38H258ZM263 39H264V38H263ZM2 40H4V39L1 38V41H2ZM25 40H26V39H25ZM34 40H35V39H34ZM107 40H106V42H108ZM139 40H140V39H139ZM141 40H142V39H141ZM261 40H262V39H261ZM41 41H43V40H41ZM47 41H48V40H47ZM54 41H55V40H54ZM103 41H105V40L102 39L101 42H103ZM134 41H135V40H134ZM176 41H178V40H176ZM185 41H186V40H185ZM222 41H223V40H222ZM255 41H256V40H255ZM8 42H9V41H8ZM29 42H30V41H29ZM33 42H34V41H33ZM35 42H36V40H35ZM50 42H51V41H50ZM132 42H133V41H132ZM216 42H217V41H216ZM226 42H227V41H226ZM251 42H253V40H252ZM14 43H15V42H14ZM16 43H17V42H16ZM16 43H15V44H16ZM18 43H20V41H19ZM30 43H31V42H30ZM30 43H29V44H30ZM37 43H38V41H37ZM40 43H42L41 45H43V46L45 45V44H43V42H40ZM45 43H46V42H45ZM51 43H53V42H51ZM51 43H50V44H51ZM124 43H125V42H124ZM126 43H127V42H126ZM129 43H130V42H129ZM137 43H138V42H137ZM157 43H158V42H157ZM175 43H176V42H175ZM196 43H197V42H196ZM233 43H234V42H233ZM246 43H247V42H246ZM246 43H245V44H246ZM253 43H254V42H253ZM263 43H264V41H263ZM47 44H48V42H47ZM104 44H105V42H104ZM131 44H132V43H131ZM143 44H144V42H143ZM154 44H155V42H154ZM176 44H177V43H176ZM184 44H185V43H184ZM184 44H182V45H184ZM197 44H198V43H197ZM16 45H17V44H16ZM20 45H21V44H20ZM27 45H28V44H26L25 48L27 47ZM30 45H31V44H30ZM30 45H29V46H30ZM34 45H35V43H34ZM41 45H40V46H41ZM79 45H80V44H79ZM102 45H103V44H102ZM102 45H101V46H102ZM105 45H106V44H105ZM105 45H103V46H105ZM108 45H109V43H108ZM114 45H115V44H114ZM116 45H117V44H116ZM158 45H159V43H158ZM256 45H257V44H256ZM50 46H51V45H50ZM110 46H111V45H110ZM112 46H113V45H112ZM120 46H121V45H120ZM128 46H129V45H128ZM148 46H149V45H148ZM178 46H179V44H178ZM228 46H230V45H228ZM31 47L33 48L34 46L31 45ZM35 47H36V46H35ZM51 47L53 48V46H51ZM60 47H61V46H60ZM62 47H63V46H62ZM113 47H114V46H113ZM118 47H119V46H118ZM158 47H159V46H158ZM234 47H235V46H234ZM240 47H241V46H240ZM261 47H262V46H261ZM1 48H2V47H1ZM54 48H55V47H54ZM54 48H53V49H54ZM57 48H58V47H57ZM57 48H56V49H57ZM77 48H78V47H77ZM99 48H100V46H99ZM104 48H105V47H104ZM107 48H108V47H107ZM135 48H137V47H135ZM174 48H175V47H174ZM179 48H180V46H179ZM181 48H182V47H181ZM21 49H23L22 46H21V48L18 49V50H21ZM38 49H39V47H38ZM40 49H41V48H40ZM43 49H44V48H43ZM56 49H54V50H56ZM58 49H59V48H58ZM108 49H109V48H108ZM122 49H123V48H122ZM142 49H143V48H142ZM142 49H141V50H142ZM153 49H155V48H153ZM157 49H158V48H157ZM212 49H213V48H212ZM230 49H232V48H230ZM243 49H244V48H243ZM255 49H256V48H255ZM0 50H1V49H0ZM10 50H12V49H10ZM14 50H15V48H14ZM48 50H49V49H48ZM54 50H53V51H54ZM60 50H61V49H60ZM103 50H104V49H103ZM149 50H150V49H149ZM159 50H160V49H159ZM166 50H167V49H166ZM176 50H177V49H176ZM182 50H183V49H182ZM238 50H239V49H238ZM253 50H254V49H253ZM22 51H23V50H22ZM22 51H21V54H22ZM32 51H33V50H32ZM45 51H47V50H45ZM134 51H135V50H134ZM152 51H153V50H152ZM156 51H157V50H156ZM173 51H174V50H173ZM173 51H172V52H173ZM190 51H191V49H190ZM193 51H194V49H193ZM226 51H227V50H226ZM235 51H236V50H235ZM262 51H263V50H262ZM24 52H26V51H24ZM36 52H37V51H36ZM55 52H56V51H55ZM57 52L59 53L60 51L57 50ZM103 52H104V51H102V53H103ZM142 52H143V51H142ZM148 52H149V51H148ZM160 52H161V51H160ZM160 52H159V53H160ZM168 52H169V51H168ZM178 52H180V51H178ZM183 52H184V50H183ZM185 52H186V49H185ZM246 52H247V51H245V53H246ZM10 53H11V51H10ZM14 53H15V52H13V54H14ZM17 53H18V51H17ZM19 53H20V52H19ZM26 53H30L32 56H34L31 52H26ZM44 53H46V52H44ZM44 53H43V54H44ZM47 53H48V52H47ZM49 53H50V52H49ZM51 53H52V50H51ZM53 53H54V52H53ZM104 53H105V52H104ZM140 53H141V51H140ZM143 53H144V52H143ZM143 53H142V54H143ZM159 53H158V54H159ZM165 53H166V52H165ZM169 53H171V52H169ZM173 53H174V55H175V52H173ZM173 53H171V55H172ZM193 53H195V51H194ZM224 53H225V52H224ZM233 53H234V52H233ZM233 53H232V54H233ZM248 53H251V51H248ZM252 53H253V52H252ZM255 53H256V51H255ZM255 53H254V54H255ZM259 53H260V52H259ZM23 54H24V53H23ZM34 54H35V53H34ZM37 54H38V53H37ZM37 54H36V55H37ZM39 54H40V51H39ZM105 54H106V53H105ZM107 54H108V53H107ZM148 54H149V53H148ZM150 54H151V52H150ZM150 54H149V55H150ZM167 54H168V53H166V57H167ZM213 54H214V53H213ZM0 55H1V54H0ZM6 55H9V54H6ZM16 55H17V54H16ZM31 55H30V56H31ZM36 55H35V56H36ZM40 55H41V54H40ZM55 55H56V54H55ZM109 55H110V54H109ZM145 55H146V54H145ZM145 55H144V56H145ZM149 55H148V56H149ZM156 55H157V54H156ZM168 55H169V54H168ZM174 55H173V56H174ZM255 55H256V54H255ZM257 55H258V52H257ZM257 55H256V56H257ZM25 56H26V55H25ZM25 56H24V58H25ZM35 56H34V57H35ZM47 56H48V55H47ZM51 56H52V55H51ZM137 56H138V55H137ZM151 56H153V55H151ZM151 56H150V57H151ZM235 56H236V55H235ZM237 56H238V55H237ZM237 56H236V57H237ZM0 57H1V56H0ZM12 57H13V56H12ZM20 57H23V56H20ZM26 57H27V56H26ZM34 57H33V59H34ZM72 57H73V56H72ZM105 57H106V56H105ZM243 57H244V56H243ZM249 57H250V56H249ZM253 57H254V56H253ZM261 57H262V55H261ZM263 57H264V56H263ZM27 58H28V57H27ZM56 58H58V57H56ZM56 58H55V59H56ZM163 58H164V59H163L164 62L168 59V58H167V59L165 60V57H163ZM228 58H231V57H228ZM258 58H259V57H258ZM38 59H41V58L39 57V55H38ZM136 59H138V58H136ZM180 59H181V58H180ZM194 59H195V57H194ZM233 59H235V58H233ZM244 59H245V58H244ZM259 59H260V58H259ZM2 60H3V59H2ZM22 60H23V59H21V61H22ZM34 60H35V59H34ZM51 60H54V58H51ZM56 60H57V59H56ZM71 60H72V59H71ZM75 60H76V59H75ZM78 60H79V59H78ZM106 60H107V58H106ZM132 60H133V59H132ZM149 60H150V59H149ZM242 60H243V58H242ZM245 60H246V59H245ZM248 60H250V59H248ZM5 61H6V60H5ZM18 61H19V60H16V62H18ZM32 61H33V60H32ZM37 61H38V60H37ZM41 61H42V60H41ZM68 61H69V60H68ZM76 61H77V60H76ZM76 61H75V62H76ZM137 61H138V60H137ZM143 61H144V60H143ZM147 61H148V60H147ZM151 61H153V60H151ZM182 61H184V60H182ZM194 61H195V60H194ZM204 61H205V60H204ZM240 61H241V60H240ZM253 61H258V60H253ZM262 61H263V60H262ZM262 61H261V59H260L259 62H262ZM2 62H3V61H2ZM16 62H15V63H16ZM27 62H28V61H27ZM33 62H34V61H33ZM49 62H50V61H49ZM65 62H66V61H65ZM149 62H150V61H149ZM167 62H168V60H167ZM171 62H172V61H170V63H171ZM231 62H232V61H231ZM233 62H234V61H233ZM247 62H248V61H247ZM251 62H252V61H251ZM259 62H258V65H259ZM263 62H264V61H263ZM0 63H1V62H0ZM11 63H12V62H11ZM24 63H25V62H23L22 64H24ZM38 63H39V61H38ZM47 63H48V61H47ZM63 63H64V61H63ZM88 63H89V62H88ZM144 63H145V62H144ZM150 63H151V62H150ZM157 63H158V62H157ZM173 63H174V62H173ZM212 63H213V62H212ZM228 63H229V61H228ZM236 63H237V62H236ZM236 63H235V64H236ZM13 64H14V63H13ZM13 64H12V65H13ZM16 64H17V63H16ZM49 64H50V63H49ZM70 64H71V63H70ZM70 64H69V65H70ZM79 64H81V63H79ZM141 64H142V62H141ZM146 64H147V62H146ZM162 64H163V62H162ZM175 64H176V63H175ZM194 64H195V62H194ZM231 64H232V63H231ZM245 64H247V63H245ZM248 64H249V62H248ZM254 64H255V63H254ZM7 65H8V64H7ZM7 65H6V66H7ZM33 65H34V63H33ZM45 65H46V64H45ZM45 65H44V66H45ZM60 65H62V64H59V66H60ZM137 65H138V64H137ZM148 65H149V64H148ZM151 65H152V64H151ZM163 65H164V64H163ZM165 65H167V64H165ZM171 65H172V63H171ZM178 65H179V64H178ZM192 65H193V64H192ZM212 65H213V64H212ZM236 65H237V64H236ZM2 66H5V65L3 64ZM8 66H9V65H8ZM8 66H7V67H8ZM22 66H23V65H22ZM25 66H28V65L25 64ZM25 66H23V67H25ZM41 66H42V65H41ZM50 66H51V65H50ZM50 66H49V67H50ZM55 66H56V65H55ZM88 66H89V65H88ZM135 66H136V65H135ZM144 66H145V65H144ZM157 66H158V65H157ZM160 66H162V65L160 64ZM193 66H194V65H193ZM193 66H192V68H194ZM233 66H234V65H233ZM246 66H247V65H246ZM255 66H256V65H255ZM9 67L12 68L11 66H9ZM14 67H16V66L14 65ZM33 67H35V65H34ZM38 67H39V66H38ZM42 67H43V66H42ZM52 67H53V66H52ZM129 67H130V66H129ZM158 67H159V66H158ZM163 67H164V66H163ZM170 67H171V66H170ZM175 67H176V66H175ZM180 67H184V66H181V65H180ZM180 67H179V68H180ZM234 67H235V66H234ZM243 67H245V66H243ZM258 67H259V66H258ZM40 68H41V67H40ZM54 68H55V67H54ZM90 68H91V67H90ZM127 68H128V67H127ZM131 68H132V67H131ZM145 68H146V67H145ZM148 68H149V67H148ZM177 68H178V67H177ZM184 68H186V67H184ZM236 68H237V67H235V69H236ZM47 69H48V68H47ZM51 69H52V68H51ZM51 69H49V70H51ZM57 69H58V68H57ZM68 69H69V68H68ZM71 69H72V68H71ZM91 69H92V68H91ZM142 69H144V68H142ZM161 69H162V68H161ZM188 69H189V68H188ZM195 69H196V68H195ZM195 69H194V70H195ZM255 69H256V68H255ZM258 69H259V68H258ZM25 70H26V69H25ZM25 70H24V71H25ZM35 70H36V69H35ZM81 70H82V69H81ZM128 70H129V69H128ZM132 70H133V69H132ZM138 70H139V69H138ZM140 70H141V69H140ZM146 70H147V69H146ZM159 70H160V69H159ZM173 70H174V69H173ZM180 70H181V69H180ZM189 70L191 71V68H190ZM202 70H203V69H202ZM204 70H206V69H204ZM215 70H216V69H215ZM237 70H238V69H237ZM253 70H254V69H253ZM8 71H9V69H8ZM51 71H52V70H51ZM129 71H130V70H129ZM151 71H152V70H151ZM161 71H162V70H161ZM165 71H166V70H165ZM168 71H169V69H168ZM168 71H167V72H168ZM170 71H172V70H170ZM176 71H178V70H175V72H176ZM184 71H185V70H184ZM195 71H196V70H195ZM216 71H218V69H217ZM259 71H262V70L260 69ZM21 72H22V71H21ZM63 72H64V71H63ZM63 72H62V73H63ZM65 72H66V71H65ZM76 72H77V71H76ZM88 72H89V71H88ZM93 72H94V71H93ZM127 72H128V71H127ZM145 72H148V70L145 71ZM175 72H174V73H175ZM204 72H205V71H204ZM238 72H239V71H238ZM238 72H236V73H238ZM2 73H3V72H2ZM38 73H39V72H38ZM45 73H46V72H45ZM58 73H59V72H58ZM62 73H61V74H62ZM66 73H67V72H66ZM70 73H71V71H70ZM91 73H92V72H91ZM91 73H90V74H91ZM128 73H129V72H128ZM135 73H136V71H135ZM135 73L133 74V75H134V79H135V76H137V75H135ZM142 73H143V72H142ZM150 73H151V72H150ZM152 73H153V72H152ZM194 73H195V72H194ZM194 73H193V74H194ZM210 73H211V72H210ZM214 73H215V72H214ZM217 73H218V72H217ZM256 73H257V72H256ZM262 73H264V71H262ZM5 74H6V73H5ZM27 74H28V73H27ZM33 74H34V72H33ZM35 74H36V72H35ZM76 74H77V73H76ZM108 74H109V73H108ZM126 74H127V73H126ZM129 74H130V73H129ZM136 74H137V73H136ZM148 74H149V73H148ZM155 74H156V73H155ZM190 74H192V73H190ZM193 74H192V75H193ZM195 74H197V73H195ZM195 74H194V75H195ZM28 75H29V74H28ZM62 75L65 76L66 74L64 75V73H63ZM71 75H72V74H71ZM77 75H78V74H77ZM93 75H94V73H93ZM96 75H97V74H96ZM110 75H111V74H110ZM127 75H128V74H127ZM127 75H124V76H127ZM133 75H131V77H132ZM142 75H143V74H142ZM149 75H150V74H149ZM166 75H167V74H166ZM169 75H170V74H169ZM198 75H199V74H198ZM217 75H219V74H217ZM223 75H224V74H223ZM54 76H55V75H54ZM80 76H81V78H82V75H80ZM83 76H84V75H83ZM98 76H99V75H98ZM139 76H141V75H139ZM188 76H189V75H188ZM206 76H207V75H206ZM212 76L214 77L213 74H212ZM247 76H248V75H247ZM262 76H263V74H262ZM4 77H5V76H4ZM65 77H66V76H65ZM67 77H68V76H67ZM70 77H71V76H70ZM72 77H73V79H74V75H73ZM137 77H138V76H137ZM151 77H152V76H151ZM151 77L148 76V78H151ZM156 77H157V76H156ZM175 77H176V76H175ZM178 77H179V76H178ZM259 77H260V76H259ZM36 78H37V77H36ZM55 78H56V77H55ZM75 78H76V77H75ZM77 78H78V77H77ZM95 78H96V77H95ZM97 78H98V77H97ZM107 78H108V77H107ZM109 78H110V77H109ZM111 78H112V77H111ZM132 78H133V77H132ZM153 78H154V77H153ZM160 78H161V76H160ZM189 78H190V77H189ZM22 79H23V78H22ZM26 79H28V78H26ZM31 79H32V78H31ZM69 79H70V81L72 80L71 78H69ZM69 79H67V80H69ZM178 79H179V78H178ZM185 79H186V78H185ZM190 79H191V78H190ZM0 80H1V79H0ZM43 80H44V79H43ZM45 80H46V79H45ZM74 80H76V79H74ZM77 80L79 81V83L81 82L79 79H77ZM104 80H105V79H104ZM106 80H107V79H106ZM108 80H109V79H108ZM108 80H107V81H108ZM115 80H116V79H115ZM115 80H113V78H112V81H114V83L117 82V81L115 82ZM119 80L122 81V79H120V78H119ZM123 80H124V79H123ZM126 80H127V79H126ZM137 80H138V79H137ZM141 80H144V79H141ZM145 80H148V79L145 78ZM149 80H150V79H149ZM149 80H148V81H149ZM192 80H193V79H192ZM197 80H198V79H197ZM203 80H204V79H203ZM212 80H213V79H212ZM217 80H220V79L217 78ZM260 80H261V79H260ZM260 80H259V81H260ZM13 81H14V80H13ZM25 81H26V80H25ZM78 81H77V82H78ZM127 81H128V80H127ZM138 81H140V80H138ZM157 81H158V80H157ZM157 81H154V82H157ZM178 81H179V80H178ZM215 81H216V80H215ZM227 81H228V80H227ZM4 82H5V81H4ZM23 82H24V80H23ZM118 82H120V81H118ZM125 82H126V81H125ZM135 82H136V81H135ZM154 82H153V83H154ZM175 82H176V81H175ZM198 82H199V81H198ZM213 82H214V81H213ZM213 82H212V83H213ZM8 83H9V82H8ZM26 83H28V82L26 81ZM41 83H42V82H41ZM43 83H44V82H43ZM63 83H64V82H63ZM79 83H78V84H79ZM82 83H83V81H82ZM82 83H81V84H82ZM100 83H101V82H100ZM100 83H99V84H100ZM104 83H106V82H104ZM104 83H103V84H104ZM121 83H122V82H121ZM123 83H124V82H123ZM123 83H122V84H123ZM126 83H127V82H126ZM130 83H134V82H130ZM130 83H129V84H130ZM142 83H143V82H142ZM179 83H180V82H179ZM217 83H218V85H217ZM11 84H12V83H11ZM35 84H37V82H36ZM39 84H40V83H39ZM69 84H70V83H69ZM81 84H80V85H81ZM106 84H108V82H107ZM109 84H110V83H109ZM116 84H117V83H116ZM129 84H128V85H129ZM139 84H140V82H139ZM162 84H163V83H162ZM164 84H165V83H164ZM171 84H172V83H171ZM177 84H178V83H177ZM181 84H182V83H181ZM186 84H188V83H186ZM213 84H214V83H213ZM215 84H216L217 86H219V87L222 88V86H221L222 83H220V82H215ZM252 84H253V83H252ZM254 84H255V83H254ZM24 85H25V84H24ZM32 85H33V84H32ZM32 85H31V86H32ZM70 85H71V84H70ZM95 85H96V84H95ZM110 85H111V84H110ZM119 85H120V84H119ZM128 85H127V86H128ZM131 85H133V84H131ZM145 85H146V83H145ZM147 85H148V84H147ZM158 85H159V84H158ZM173 85H174V84H173ZM192 85H193V84H192ZM228 85H229V84H228ZM243 85H244V84H243ZM255 85H256V84H255ZM14 86H15V85H14ZM14 86H13V87H14ZM38 86H39V85H38ZM40 86L42 87V85H40ZM47 86H48V85H47ZM71 86H72V85H71ZM111 86H112V85H111ZM111 86H109V87L111 88ZM122 86H123V85H122ZM152 86H153V85H152ZM168 86H169V85H168ZM177 86H178V85H177ZM198 86H199V85H198ZM204 86H208V85H206V84L204 85V84H203L202 86L199 87L198 90H199L200 92H202V93L205 92V94H207V98H208V100H209V104H208V105L210 106V111H206V114H207V115H206L204 111H197L196 109H194V110H193V114H192L190 117H188L186 120L183 119L184 121H183V122L181 121L182 124L180 125L181 127H183V128L185 129V132L183 131L184 134L186 133L187 135H189V137H192L193 139H195L196 143H197L198 146H199V150L201 151L200 153H202V152H209V151L211 150V147H212L211 143L208 141V138H210V136H209V133H210V132H209V130H208V128H207V124H208V123H207V119H209V122H210V121H211V120H210L211 116L214 115V114H216V113L219 114V112H220L219 110H220V109L223 110V112H222L223 119H224V117L226 118V116H227V112H225L224 109H223L224 106H225V99H224V98H221V96H220L219 93H218V89H220V88L217 89V88H214V87H211V86H208L209 88H206V87H204ZM0 87H2L1 84H0ZM8 87H9V86H8ZM16 87H17V85H16ZM22 87H23V86H22ZM24 87H25V86H24ZM33 87H34V85H33ZM62 87H63V86H62ZM82 87H83V86H82ZM109 87H108V88H109ZM114 87H115V86H114ZM117 87H118V85H117ZM128 87H129V86H128ZM162 87H163V85H162ZM164 87H165V86H164ZM164 87H163V89H164ZM172 87H174V86H172ZM175 87H176V86H175ZM223 87H224V86H223ZM258 87H260V86H258ZM47 88H49V87H47ZM83 88H84V87H83ZM88 88H90V87H88ZM88 88H87V89H88ZM121 88H122V87H121ZM129 88H130V87H129ZM131 88H133V86H132ZM131 88H130V89H131ZM143 88H144V87H143ZM143 88H142V89H143ZM152 88H153V87H152ZM166 88H167V86H166ZM180 88H182V87H180ZM192 88H193V87H192ZM8 89H9V88H8ZM13 89H14V88H13ZM20 89H21V88H20ZM20 89H19V90H20ZM31 89H32V88H31ZM43 89H44V88H43ZM63 89H64V88H63ZM67 89H68V88H67ZM104 89H105V88H104ZM106 89H107V88H106ZM106 89H105V91H106ZM115 89H116V88H115ZM117 89H120V88H117ZM122 89H123V88H122ZM133 89H134V88H133ZM173 89H174V88H173ZM228 89H231V87H230V88L228 87ZM245 89H246V88H245ZM260 89H261V88H260ZM72 90H73V89H72ZM108 90H110V89H108ZM111 90H112V89H111ZM147 90H149V87H148ZM154 90H155V88H154ZM159 90H160V89H159ZM183 90H184V88H183ZM186 90H187V89H186ZM248 90H249V89H248ZM261 90H263V88H262ZM261 90H259V91H261ZM1 91H2V90H1ZM9 91H11V89H10ZM21 91H23V89H22ZM74 91H75V90H74ZM74 91H73V92H74ZM101 91H102V90H101ZM114 91H117V90H114ZM123 91H124V90H123ZM127 91H129V90H127ZM134 91H135V90H134ZM134 91H133V92H134ZM139 91H140V90H139ZM145 91H146V90H145ZM160 91H161V90H160ZM167 91H168V90H167ZM174 91L176 92V90H174ZM174 91H173V92H174ZM189 91H190V90H189ZM249 91H250V90H249ZM4 92H5V94H4ZM4 92L2 93V95H3V94L6 95V91H4ZM11 92H12V91H11ZM16 92H17V90H16ZM16 92H15V93H16ZM32 92L34 93V91H32ZM43 92H44V90L42 91V93H43ZM60 92H61V91H60ZM83 92H84V91H83ZM121 92H122V91H121ZM158 92H159V91H158ZM186 92H187V91H186ZM221 92H222V91H221ZM242 92H243V91H242ZM26 93H27V92H26ZM108 93H109V91H108ZM110 93H111V92H110ZM117 93H120V91L117 92ZM179 93H180V92H179ZM234 93H235V92H234ZM8 94H10V93H8ZM100 94H101V93H100ZM104 94H107V93H104ZM121 94H122V93H121ZM126 94H127V93H126ZM126 94H125V95H126ZM134 94H135V93H134ZM136 94H137V93H136ZM147 94H148V93H147ZM168 94H169V93H168ZM171 94H172V93H171ZM248 94H249V93H248ZM256 94H257V93H256ZM260 94H261V93H260ZM4 95H3V98H4ZM14 95H15V94H14ZM38 95H40V93H38ZM41 95H43V94H41ZM68 95H69V94H68ZM89 95H91V94H89ZM101 95H102V94H101ZM107 95H108V94H107ZM162 95H163V94H162ZM180 95H181V93H180ZM180 95H179V97L176 96V95H173V96H172V100H173V101H172V105H171V106H168L169 103L167 104V106H164V105L159 104V105L162 106L163 108L160 109L161 111H159V113L157 114V116L155 115L156 118L158 117V119H156V118H155L156 120L154 119L155 121L152 123V127H151V124H150V125L148 124V125L151 127L150 129H153V128H155V129L157 128V129H158V126H159V124L161 123V121L159 120V118H161V120H163L162 117H163L164 114H167V115H170V114H171L170 116L172 117V113H174V114L176 113V112H173V111H175V110L180 106V101H183V100H180ZM198 95H201V93L198 94ZM198 95H196V96H198ZM249 95H250V94H249ZM18 96H19V95H18ZM28 96H29V95H28ZM55 96H56V95H55ZM69 96H70V95H69ZM103 96H104V95H103ZM113 96H114V95H113ZM113 96H112L111 98H115V97H113ZM128 96H129V95H128ZM128 96H127V97H128ZM147 96H148V95H147ZM151 96H152V95H150V97H151ZM155 96H156V94H155ZM163 96H164V95H163ZM181 96H183V95H181ZM7 97H8V96H7ZM7 97H6V98H7ZM21 97H22V96H21ZM21 97H20V98H21ZM25 97H26V96H25ZM100 97H101V96H100ZM106 97H107V96H106ZM135 97H136V96H135ZM156 97H157V96H156ZM224 97H225V96H224ZM14 98H16V97H14ZM30 98H31V96H30ZM108 98H109V97H108ZM111 98H110V99H111ZM117 98H118V97H117ZM117 98H116V100H117ZM121 98H122V97H121ZM123 98H124V97H123ZM141 98H143V96H142ZM148 98H149V97H148ZM159 98H160V97H159ZM162 98H163V97H162ZM188 98H189V99L187 100V105H188L189 107H193V105L195 104L193 98H190V97H188ZM194 98H197V97H194ZM28 99H29V98H28ZM78 99H79V98H78ZM102 99H103V98H102ZM102 99H101V100H102ZM125 99H126V96H125ZM136 99H137V98H136ZM154 99H155V98H154ZM154 99H153V100H154ZM197 99H198V98H197ZM226 99H227V98H226ZM239 99H240V98H239ZM255 99H257V98H255ZM60 100H61V99H60ZM76 100H77V99H76ZM96 100H97V99H96ZM103 100H104V99H103ZM112 100H113V99H112ZM127 100H128V99H127ZM130 100H131V99H130ZM139 100H140V99H139ZM142 100H143V99H142ZM145 100H147V99H145ZM151 100H152V99H151ZM155 100H156V99H155ZM159 100H160V99H159ZM163 100H164V99H163ZM170 100H171V98H170ZM195 100H196V99H195ZM249 100H250V99H249ZM251 100H252V99H251ZM251 100H250V102L252 103ZM1 101H2V100H1ZM26 101H27V100H26ZM33 101H34V100H33ZM39 101H40V99H39ZM81 101H82V100H81ZM94 101H95V100H94ZM98 101H99V100H98ZM133 101H134V100H133ZM140 101H141V100H140ZM164 101H166V100H164ZM253 101H254V100H253ZM17 102H18V101H17ZM17 102H16V104H17ZM29 102H30V101H29ZM41 102H43V101L41 100ZM45 102H46V100H45ZM103 102H104V101H103ZM121 102H123V101L121 100ZM142 102L145 103L144 100H143ZM146 102H147V101H146ZM152 102H153V101H152ZM161 102H162V101H161ZM254 102H255V101H254ZM24 103H25V102H24ZM136 103H137V102H136ZM148 103H150V102H148ZM148 103H147V104L145 103V105H148ZM153 103H154V102H153ZM162 103H163V102H162ZM166 103H167V101H166ZM166 103L164 102L163 104H166ZM184 103H185V102H184ZM229 103H230V101H229ZM21 104H22V103H21ZM59 104H60V103H59ZM63 104H64V103H63ZM67 104H68V103H67ZM76 104H77V103H76ZM82 104H83V102H82ZM112 104H113V103H112ZM226 104H227V103H226ZM34 105H35V106H34ZM34 105H33V106H34L35 108L32 107V109H37L38 107L36 108V104H34ZM37 105H38V104H37ZM68 105H69V104H68ZM95 105H96V104H95ZM101 105H102V104H101ZM101 105H100V106H101ZM103 105H104V104H103ZM123 105H124V104H123ZM129 105H130V104H129ZM143 105H144V104H143ZM149 105H150V106H153V105H151V104H149ZM169 105H170V104H169ZM38 106H39V105H38ZM54 106H55V105H54ZM70 106H72V105H71V102H70ZM80 106H81V105H80ZM106 106H107V105H106ZM119 106H120V105H119ZM127 106H128V105H127ZM134 106H135V105H134ZM139 106H140V105H139ZM250 106H251V105H250ZM0 107H1V106H0ZM104 107H105V106H104ZM109 107H110V106H109ZM114 107H115V106H114ZM125 107H126V106H125ZM131 107H132V106H131ZM136 107H137V106H136ZM147 107H149V106H147ZM158 107H159V106H157V108H158ZM180 107H181V106H180ZM180 107H179V108H180ZM227 107H228V106H227ZM254 107H255V106H254ZM254 107H253V108H254ZM66 108H67V107H66ZM70 108H71V107H70ZM99 108H100V107H99ZM110 108H112V107H110ZM127 108H128V107H127ZM141 108H142V107H141ZM149 108H150V107H149ZM157 108H156V109H157ZM179 108H178V110H179ZM2 109H3V108H2ZM40 109H41V108H40ZM45 109H46V108H45ZM52 109H53V108H52ZM62 109H63V108H62ZM72 109H73V107H72ZM97 109H98V108H97ZM100 109H101V108H100ZM112 109H113V108H112ZM119 109H120V108H119ZM125 109H126V108H125ZM185 109H186V108H185ZM185 109H184V110H185ZM228 109H229V107H228ZM254 109H255V108H254ZM5 110H6V109H5ZM16 110H17V109H16ZM30 110H31V109H30ZM122 110H124V108H123ZM132 110H133V109H132ZM134 110H137V109L135 108ZM180 110H183V109L180 108ZM180 110H179V112H180ZM222 110H221V111H222ZM225 110H226V109H225ZM32 111H33V110H32ZM32 111H29V112H32ZM45 111H46V110H45ZM56 111H57V110H56ZM64 111H65V109H64ZM129 111H130V109H129ZM129 111H128V112H129ZM137 111H138V110H137ZM152 111H154V110L152 109ZM176 111H177V110H176ZM186 111H188V109H187ZM186 111H185V113H186ZM227 111H229V110H227ZM258 111H259V110H258ZM258 111H257V112H258ZM1 112H2V111H1ZM100 112H101V111H100ZM125 112H127V110H126ZM5 113H6V111H5ZM74 113H75V112H74ZM116 113H117V112H116ZM119 113H120V112H119ZM136 113H137V112H136ZM136 113H135V114H136ZM140 113H141V112H140ZM187 113H188V112H187ZM262 113H263V112H262ZM38 114H40V113H38ZM48 114H49V113H48ZM52 114H54V113H52ZM68 114H69V113H68ZM77 114H78V112H77ZM77 114H75V115H77ZM100 114H101V113H100ZM117 114H118V113H117ZM120 114H123V113H120ZM133 114H134V113H133ZM137 114H139V113H137ZM147 114H148V113H147ZM220 114H221V112H220ZM233 114H234V113H233ZM251 114H252V113H251ZM11 115H12V113H11ZM49 115H50V114H49ZM108 115L110 116L111 114L108 113ZM123 115H125V113H124ZM153 115H154V114H153ZM167 115H166V117H167ZM179 115H181V114H179ZM252 115H253V114H252ZM6 116H7V115H6ZM9 116H10V115H9ZM54 116H55V115H54ZM116 116H117V115H116ZM126 116H127V115H126ZM133 116H135V115H133ZM151 116H152V114H151ZM219 116H220V115H219ZM253 116H254V115H253ZM263 116H264V115H263ZM37 117H38V116H37ZM55 117H58V116H55ZM59 117H60V116H59ZM61 117H63V116H61ZM111 117H112V116H111ZM119 117H120V116H119ZM119 117H118V118H119ZM123 117H124V116H123ZM127 117H128V116H127ZM129 117H131V116H129ZM135 117H136V116H135ZM139 117H141V116H139ZM144 117H145V115H144ZM148 117H149V116H148ZM183 117H184V116H183ZM250 117H251V116H250ZM48 118H49V117H48ZM153 118H154V116H153ZM167 118H168V117H167ZM167 118H164V119H166V121H167ZM169 118H170V117H169ZM169 118H168V121L170 120ZM174 118H175V117H174ZM181 118H182V117H181ZM6 119H7V118H6ZM34 119H35V118H34ZM49 119H50V118H49ZM51 119H52V118H51ZM59 119H60V118H59ZM116 119H117V118H116ZM131 119H132V118H131ZM138 119H139V118H138ZM179 119H180V118H179ZM229 119H230V118H229ZM253 119H254V118H253ZM255 119H256V118H255ZM11 120H12V118H11ZM18 120H19V119H18ZM21 120H22V119H21ZM40 120H42V119H40ZM44 120H45V118H44ZM54 120H55V118H54ZM114 120H115V119H114ZM128 120H129V119H128ZM173 120H176V121H177L178 119H173ZM180 120H181V119H180ZM225 120H226V119H225ZM234 120H235V119H234ZM249 120H250V119H249ZM1 121H2V120H1ZM42 121H43V120H42ZM111 121L113 122V120H111ZM116 121H117V120H116ZM136 121H137V120H136ZM151 121H152V120H151ZM170 121H171V120H170ZM170 121H169V122H170ZM226 121H228V120H226ZM235 121H236V120H235ZM245 121H246V120H244V122H245ZM6 122H7V121H6ZM45 122H46V121H45ZM52 122H53V121H52ZM107 122H108V118H107ZM130 122H131V121H130ZM130 122H129V123H130ZM148 122H149V120H148ZM169 122H168V123H169ZM174 122H175V121H174ZM178 122H180V121L178 120ZM237 122H238V121H237ZM242 122H243V121H242ZM246 122H247V121H246ZM251 122H252V121H251ZM251 122H248V123H251ZM4 123H5V122H4ZM46 123H47V122H46ZM105 123H106V122H105ZM117 123H120V120H119ZM121 123H122V122H121ZM142 123H143V122H142ZM144 123H145V122H144ZM162 123H163V122H162ZM171 123H172V122H171ZM228 123H229V122H228ZM9 124H10V123H9ZM44 124H45V123H44ZM51 124H52V123H51ZM51 124H50V126H51ZM54 124H55V121H54ZM110 124L112 125V123H110ZM113 124H115V123L113 122ZM122 124H123V123H122ZM131 124H132V122H131ZM172 124H173V123H172ZM174 124H176V122H175ZM177 124H178V123H177ZM179 124H180V123H179ZM211 124H213V123H211ZM36 125H37V124H36ZM46 125H47V124H46ZM124 125H125V123H124ZM160 125H161V124H160ZM209 125H210V124H209ZM226 125H227V124H226ZM237 125H238V124H237ZM243 125H244V124H243ZM252 125H253V124H252ZM10 126H11V125H10ZM53 126H55V125H53ZM64 126H65V125H64ZM67 126H68V125H67ZM109 126H110V125H109ZM119 126H120V125H119ZM149 126H148V127H149ZM167 126H168V125H167ZM170 126H171V125H170ZM172 126H173V125H172ZM213 126H214V125H213ZM222 126H223V125H222ZM37 127H39V126H37ZM40 127H41V126H40ZM40 127H39V128H40ZM42 127H43V126H42ZM47 127H48V126H47ZM106 127H107V125H106ZM106 127H105V128H106ZM111 127H112V126H111ZM139 127H140V126H139ZM175 127H176V125H175ZM177 127H178V129H179V126H177ZM211 127H212V126H211ZM220 127H221V126H220ZM245 127H246V126H245ZM249 127H250V126H249ZM249 127H248V128H249ZM5 128H7L6 125H5ZM15 128H16V127H15ZM18 128H21V127H18ZM24 128H25V127H24ZM27 128H28V126H27ZM32 128H33V127H32ZM35 128H36V127H35ZM107 128H108V127H107ZM123 128H124V127H123ZM159 128L161 129L162 126H160ZM170 128H171V127H170ZM172 128H174V126H173ZM172 128H171V129H172ZM224 128H225V127H224ZM248 128H246V129H248ZM10 129H13V128H10ZM21 129H22V128H21ZM111 129H112V128H111ZM115 129H116V128H115ZM134 129H135V128H134ZM137 129H138V128H137ZM139 129H140V128H139ZM164 129H165V128H164ZM176 129H177V128H176ZM226 129H227V127H226ZM18 130H19V129H18ZM31 130H32V129H31ZM31 130H30V131H31ZM54 130H55V129H54ZM59 130H60V129H59ZM59 130H58V131H59ZM116 130H117V129H116ZM121 130H122V129H121ZM142 130H143V129H142ZM142 130H141V131H142ZM174 130H175V129H174ZM182 130H183V129H182ZM248 130H249V129H248ZM248 130H247V131H248ZM258 130H259V129H258ZM261 130H263V129H261ZM0 131H1V130H0ZM2 131H3V130H2ZM12 131H13V130H12ZM12 131L10 130V132H12ZM15 131H16V130H15ZM15 131H14V132H15ZM30 131H29V132H30ZM37 131H38V130H37ZM52 131H53V130H52ZM55 131H56V130H55ZM106 131H107V130H106ZM134 131H135V130H134ZM134 131H133V132H134ZM143 131H144V130H143ZM145 131H146V129H145ZM166 131H168V130H166ZM166 131H165V132H166ZM263 131H264V130H263ZM17 132H18V131H17ZM34 132H35V131H34ZM45 132H47V131H45ZM60 132H62V131H60ZM107 132H109V131H107ZM111 132H112V130H111ZM138 132H139V131H138ZM138 132H137V133H138ZM148 132H149V131H148ZM158 132H159V131H158ZM171 132H172V131L170 130V133H171ZM174 132H176V131H174ZM177 132H178V131H177ZM32 133H33V132H32ZM32 133H31V135H32ZM57 133H58V132H57ZM65 133H66V132H65ZM113 133H114V132H113ZM134 133H136V131H135ZM143 133L145 134V132H143ZM146 133H147V132H146ZM154 133H155V132H154ZM156 133H157V131H156ZM232 133H233V132H232ZM236 133H237V132H236ZM246 133H247V132H246ZM261 133H262V132H261ZM4 134H5V133H4ZM8 134H10V133H8ZM18 134H19V133H17V135H18ZM25 134H27V133H25ZM39 134H40V133H39ZM51 134H52V133H51ZM51 134H50V137H51ZM58 134H59V133H58ZM60 134H61V133H60ZM162 134H163V133H162ZM172 134H173V133H172ZM179 134H180V136H181V133H179ZM263 134H264V132H263ZM14 135H15V134H14ZM28 135H29V133H28ZM31 135H30V136H31ZM36 135H37V134H36ZM42 135H43V133H42ZM110 135H111V134H110ZM114 135H115V134H114ZM132 135H133V134H132ZM138 135H141V134H138ZM158 135H160V133H159ZM165 135L168 136V134H166V133H165ZM175 135H176V133H175ZM187 135H186V137H187ZM232 135H233V134H231V136H232ZM234 135H235V134H234ZM5 136H6V135H5ZM32 136H34V135H32ZM32 136H31V137H32ZM53 136H55V134H53ZM53 136H52V137H53ZM74 136H75V135H74ZM77 136H78V135H77ZM135 136H137V135H135ZM135 136H134V137H135ZM160 136H161V135H160ZM169 136H170V134H169ZM169 136H168V137H169ZM172 136H173V135H171V137H172ZM177 136H178V135H177ZM182 136H183V135H182ZM182 136H181V138H182ZM31 137H29V138L31 139ZM58 137H59V135H58ZM61 137H62V136H61ZM68 137H69V136H68ZM111 137H113V136H111ZM152 137H153V136H152ZM184 137H185V136H184ZM243 137H244V135H243ZM245 137H246V135H245ZM245 137H244V138H245ZM9 138H10V137H8V140H9ZM48 138H49V137H47V139H48ZM54 138H55V137H54ZM141 138H143V137H141ZM158 138H159V137H158ZM230 138H231V137H230ZM258 138H259V137H258ZM3 139H4V137H3ZM19 139H20V138H19ZM27 139H28V138H27ZM41 139H42V138H41ZM43 139H44V138H43ZM74 139H75V138H74ZM110 139H111V138H110ZM114 139H115V137H114ZM116 139H117V138H116ZM125 139H128V138H125ZM129 139H130V138H129ZM159 139H160V138H159ZM161 139H162V138H161ZM167 139L169 140V138H167ZM186 139H187V138H186ZM190 139H191V138H190ZM227 139H228V138H227ZM240 139H241V138H240ZM240 139H239V140H240ZM50 140H51V139H50ZM68 140H69V139H68ZM72 140H73V139H72ZM120 140H121V139H120ZM120 140H118V141H120ZM143 140H144V138H143ZM145 140H146V139H145ZM151 140L153 141V139H151ZM156 140H157V137H156ZM156 140H155V141H156ZM165 140H166V139H165ZM165 140H164V142H165ZM168 140H167V141H168ZM171 140H172V139H171ZM177 140H178V138H177ZM183 140H184V139H183ZM183 140H182V141H183ZM212 140H213V139H212ZM1 141H2V140H1ZM5 141H6V140H5ZM14 141H15V140H14ZM35 141H36V140H35ZM37 141H38V140H37ZM110 141H111V140H110ZM124 141H125V140H124ZM137 141H138V140H137ZM155 141H153V142H155ZM173 141H174V140H173ZM179 141H181V140H179ZM187 141H189V140H187ZM215 141H216V140H215ZM233 141H235V140H233ZM28 142H30V141L28 140ZM53 142H54V141H53ZM135 142H136V141L134 140L133 143L135 144ZM140 142H142V141L137 142L138 146H139V143H140ZM149 142H150V141H149ZM160 142H161V141H160ZM164 142H163V143H164ZM170 142H171V141H170ZM184 142H186V140H184ZM184 142H183L182 145L185 144ZM189 142H191V141H189ZM217 142H218V141H217ZM237 142H238V141H237ZM10 143H11V140H10ZM18 143H19V142H18ZM31 143H32V142H31ZM33 143L35 144V142H33ZM38 143H39V142H38ZM40 143H41V142H40ZM48 143H49V142H48ZM68 143H69V142H68ZM74 143H75V142H74ZM119 143H121V141H120ZM133 143H132V144H133ZM155 143H156V142H155ZM176 143H178V141L175 142V145H176ZM186 143H187V142H186ZM191 143H192V142H191ZM227 143L229 144V142H227ZM227 143H226V145H228ZM2 144H3V143H2ZM7 144H8V143H6V145H7ZM50 144H51V143H50ZM58 144H59V143H58ZM72 144H73V143H72ZM116 144H117V143H116ZM143 144H144V143H142V145H143ZM151 144H152V143H151ZM157 144H160V143L157 142ZM169 144H170V143H168V145H169ZM171 144H172V143H171ZM180 144H181V143H178L177 145H180ZM187 144H188V143H187ZM193 144H194V141H193ZM193 144H192V145H193ZM217 144H218V143H217ZM222 144H223V142L221 143V146H222ZM41 145H42V144H41ZM43 145H44V144H43ZM112 145H113V144H112ZM121 145L123 146V144H121ZM149 145H150V144H149ZM164 145H165V143H164ZM189 145H190V144H189ZM214 145H215V144H214ZM223 145H224V144H223ZM235 145H236V144H235ZM2 146L5 147V145H2ZM32 146H33V145H32ZM34 146H35V145H34ZM66 146H67V145H66ZM66 146H65V147H66ZM71 146H73V145H71ZM129 146H130V145H129ZM131 146H132V145H131ZM144 146H147V145L145 144ZM144 146H143V148H144ZM184 146H187V145H184ZM224 146H225V145H224ZM230 146H231V145H230ZM13 147H14V146H13ZM15 147H16V146H15ZM27 147H28V146H27ZM29 147H30V146H29ZM44 147H45V146H44ZM54 147H55V146H54ZM109 147H110V146H109ZM124 147H125V146H124ZM148 147H149V146H148ZM154 147H155V146H154ZM158 147H159V146H158ZM189 147H190V146H189ZM189 147H187V148L190 149ZM232 147H233V146H232ZM238 147H239V146H238ZM5 148H8V146H6ZM34 148H35V147H34ZM69 148H70V147H69ZM119 148H120V147H119ZM127 148H128V147H127ZM127 148H126V149H127ZM146 148H147V147H146ZM146 148H145V149H146ZM151 148H152V147H151ZM163 148H166V147H163ZM163 148H162V149H163ZM167 148H168V146H167ZM169 148H170V146H169ZM171 148H172V147H171ZM174 148H175V147H174ZM180 148H181V146H180ZM192 148H193V147H192ZM218 148H219V147H218ZM234 148H235V147H234ZM41 149H42V147H41ZM52 149H53V148H52ZM54 149H55V148H54ZM64 149H65V148H64ZM72 149H73V148H72ZM129 149H130V148H129ZM148 149L150 150V148H147V150H148ZM152 149H154V148H152ZM177 149H179V147H178ZM185 149H186V148H185ZM188 149H187V150H188ZM195 149H196V150H195ZM195 149H194V150L192 149V150H193V151H196V152L199 151V150H197L196 147H195ZM16 150L18 151L17 148H16ZM28 150H30V149L28 148ZM31 150H32V149H31ZM31 150H30V151H31ZM36 150H37V149H36ZM36 150H35V152H36ZM69 150H70V149H69ZM142 150H144V149H142V147H141L140 150H139L141 154H142ZM154 150H155V149H154ZM154 150H152V151H154ZM170 150H171V149H170ZM170 150L168 151V153L170 152ZM190 150H191V149H190ZM237 150H238V149H237ZM2 151L5 152V150H2ZM46 151H47V150H46ZM48 151H49V150H48ZM53 151H54V150H53ZM122 151H123V149H122ZM131 151H132V150H131ZM134 151H135V150H134ZM162 151H163V150H162ZM174 151H175V150H174ZM180 151H182V150H180ZM183 151H184V150H183ZM223 151H224V150H223ZM233 151H234V149H233ZM4 152H3V153H4ZM14 152H15V151H14ZM27 152H28V151H27ZM33 152H34V150H33ZM35 152H34V153H35ZM37 152H38V150H37ZM49 152H51V151H49ZM70 152H71V151H70ZM111 152H112V151H111ZM125 152H126V151H125ZM132 152H133V151H132ZM145 152H146V150H144V153H145ZM147 152H149V151H147ZM154 152H155V151H154ZM154 152H152V154H154ZM158 152H159V151H158ZM164 152H167V151H165V149H164ZM164 152H163V153H164ZM175 152H176V151H175ZM184 152H185V154H186V151H184ZM184 152H183V153H184ZM220 152H221V151H220ZM0 153H1V152H0ZM52 153H53V152H52ZM119 153H120V152H119ZM129 153H130V152H129ZM136 153H138V152H136ZM155 153H156V152H155ZM168 153H167V156H168ZM200 153H197V155H199ZM27 154H28V153H27ZM68 154H69V152H68ZM127 154H128V153H127ZM145 154H147V153H145ZM156 154H157V153H156ZM160 154H161V153H160ZM169 154H170V153H169ZM176 154H177V153H176ZM187 154H188V151H187ZM187 154H186L185 156H187ZM191 154H192V153H191ZM202 154H203V153H202ZM29 155L31 156V154H29ZM32 155H33V154H32ZM58 155H59V154H58ZM64 155H65V153H64ZM69 155H70V154H69ZM111 155H112V154H111ZM130 155L132 156V153H131ZM139 155H140V154H139ZM173 155H174V153H173ZM1 156H2V155H1ZM3 156H4V155H3ZM33 156H34V155H33ZM33 156H32V158H33ZM35 156H36V155H35ZM37 156H38V155H37ZM39 156H40V155H39ZM39 156L36 157V159L39 158ZM41 156H42V155H41ZM135 156H137V155H135ZM160 156H161V155H160ZM162 156H163V155H162ZM170 156L172 157L171 154H170ZM174 156H175V155H174ZM176 156H177V155H176ZM220 156H221V155H220ZM220 156H219V158H220ZM43 157L45 158V155H44ZM46 157H47V156H46ZM66 157H67V156H66ZM112 157H113V158L115 157V159H116V156H112ZM133 157H134V156H133ZM196 157H197V156H196ZM127 158H128V157H127ZM131 158H132V157H131ZM138 158H139V157H138ZM155 158H156V157H155ZM161 158H162V157H161ZM176 158H177V157H176ZM181 158H182V157H181ZM184 158H186V157H184ZM184 158H183V159H184ZM189 158H190V157H189ZM202 158H203V157H202ZM226 158H227V156H226ZM30 159H31V157H30ZM34 159H35V158H34ZM46 159H48V158H46ZM140 159H141V158H139V160H140ZM146 159H147V157H146ZM148 159H149V158H148ZM148 159H147V160H148ZM158 159L161 160L160 158H158ZM158 159H157V161H158ZM191 159H192V158H191ZM208 159H209V158H208ZM135 160H136V159H135ZM154 160H155V159H154ZM175 160H176V159H175ZM179 160H180V159H179ZM179 160H178V161H179ZM181 160H182V159H181ZM250 160H251V159H250ZM41 161L43 162V160H41ZM49 161H52V160H48V161H46V162L48 163ZM116 161H117V160H116ZM127 161H128V160H127ZM148 161H149V160H148ZM155 161H156V160H155ZM162 161H163V160H162ZM162 161H160L159 164H161ZM164 161H166V160H164ZM164 161H163V162H164ZM168 161H171V160L168 159ZM176 161H177V160H176ZM183 161H184V160H183ZM208 161H209V160H208ZM225 161H227V160H225ZM228 161H229V160H228ZM2 162H3V161H2ZM46 162L44 161V164H45ZM59 162H60V161H59ZM121 162H122V161H121ZM128 162H129V161H128ZM133 162H134V160H133ZM141 162H142V161H141ZM143 162L145 163L146 160H145V161L143 160ZM149 162H150V161H149ZM151 162H152V160H151ZM158 162H159V161H158ZM218 162H219V161H218ZM0 163H1V161H0ZM49 163H50V162H49ZM62 163H64V161H63ZM123 163H124V161H123ZM134 163H135V162H134ZM144 163H143V164H144ZM147 163H148V162H147ZM152 163H154V162H152ZM152 163L150 164L149 167H152ZM156 163H157V162H156ZM156 163H155V164H156ZM173 163H174V162H173ZM193 163H194V162H193ZM212 163H213V162H212ZM215 163H216V162H215ZM27 164H28V162H27ZM38 164H39V163H38ZM38 164H37V165H38ZM52 164H53V163H52ZM56 164H57V163H56ZM108 164H109V163H108ZM110 164H111V163H110ZM136 164H137V163H136ZM141 164H142V163H141ZM143 164H142V165H143ZM178 164H179V163H177L176 165H178ZM29 165H33V164H30V163H29ZM125 165H126V164H125ZM127 165H128V164H127ZM131 165H132V164H131ZM142 165H141V166H142ZM169 165H171V164H169ZM169 165H168V166H169ZM176 165H175V166H176ZM182 165H184V164H182ZM225 165H226V164H225ZM38 166H40V164H39ZM38 166H36V169H37V170H38V169H41L40 167L43 166V164H41L40 167H38ZM55 166H56V165H55ZM57 166H58V165H57ZM62 166H63V164H62ZM113 166H114V163H113ZM132 166L134 167V165H132ZM139 166H140V165H139ZM141 166H140V167H141ZM146 166H147V164H146ZM168 166H167V167H168ZM194 166H195V165H194ZM223 166H224V165H223ZM27 167H28V166H27ZM31 167H32V166H30V168H31ZM33 167H35V166L33 165ZM48 167H49V166H48ZM53 167H54V166H53ZM115 167H116V166H115ZM127 167H128V166H127ZM149 167H148V168H149ZM154 167H155V166H154ZM162 167H164V164H162ZM169 167H170L171 170H172V167H171V166H169ZM65 168H66V167H65ZM111 168H113V167H111ZM148 168H147V169H148ZM164 168H165V167H164ZM193 168H194V167H193ZM34 169H35V168H34ZM60 169H61V168H60ZM62 169H64V168H62ZM106 169H108V168H106ZM123 169H124V168H123ZM149 169H150V168H149ZM158 169H160V168H158ZM161 169H163V168H161ZM232 169H233V168H232ZM127 170H128V169H127ZM145 170H146V169H145ZM150 170H151V169H150ZM168 170H169V169H168ZM174 170H175V169H174ZM184 170H185V169H184ZM227 170H228V169H227ZM240 170H241V169H240ZM31 171H33V169H32ZM34 171H35V170H34ZM42 171H43V170H42ZM49 171H50V170H49ZM55 171H56V169H55ZM115 171L117 172V170H115ZM128 171H129V170H128ZM148 171H149V170H148ZM153 171H154V170H153ZM153 171H151V172H153ZM158 171H159V170H158ZM161 171H162V170H161ZM165 171H166V170H165ZM233 171H234V170H233ZM28 172H29V171H28ZM35 172H36V171H35ZM47 172H48V171H47ZM50 172H51V171H50ZM50 172H48V173H50ZM58 172H59V171H58ZM107 172H108V170H107ZM118 172H119V171H118ZM151 172H150V173H151ZM172 172H173V170H172ZM178 172H179V171H178ZM191 172H192V171H191ZM228 172H229V171H228ZM238 172H239V171H238ZM30 173H31V172H30ZM48 173L45 175L46 177H48V179L46 178L45 180H48V181H49V176H51V175L49 174V176H47ZM62 173H64V172H62ZM129 173H130V172H129ZM131 173H132V172H131ZM158 173H160V172H158ZM235 173H236V172H235ZM28 174H29V173H28ZM34 174H35V173H34ZM34 174L32 173V175H34ZM38 174H39V173H38ZM44 174H45V173H44ZM52 174H53V173H52ZM60 174H61V173H60ZM111 174H112V173H111ZM156 174H157V173H156ZM165 174H166V173H165ZM173 174H174V173H173ZM36 175H37V174H35V176H36ZM54 175H55V174H54ZM58 175H59V174H58ZM58 175H57V176H58ZM108 175H109V174H108ZM131 175H132V174H131ZM131 175H130V176H131ZM187 175H188V174H187ZM65 176H66V175H65ZM65 176H63V177H65ZM106 176H107V174H106ZM112 176H114V174H112ZM135 176H136V175H135ZM135 176H134V177H135ZM230 176H231V175H230ZM42 177H44V176H42ZM160 177H161V174H160ZM170 177H171V175H170ZM228 177H229V176H228ZM29 178H30V177H28V179H29ZM32 178H33V177H32ZM39 178H40V177H39ZM52 178H53V177L51 176V180H52ZM54 178H55V177H54ZM72 178H73V177H72ZM118 178H119V177H118ZM120 178H121V177H120ZM140 178H141V177H140ZM147 178H148V177H147ZM164 178H167V176H165ZM164 178H163V179H164ZM172 178H173V177H172ZM42 179H43V178H42ZM57 179H59V178H57ZM69 179H70V178H69ZM69 179H68V181H69ZM74 179H75V178H74ZM110 179H111V178H110ZM110 179H109V182H110ZM115 179H116V178H115ZM144 179L146 180V177H144ZM163 179H162V180H163ZM43 180H44V179H43ZM45 180H44V181H45ZM53 180H55V179H53ZM53 180H52V181H53ZM112 180H114V179L112 178ZM121 180H123V179H121ZM126 180H127V179H126ZM128 180H129V179H128ZM147 180H148V179H147ZM234 180H235V178H234ZM28 181H30V180H28ZM35 181H37V180L35 179ZM35 181H33V182L36 183ZM44 181H43V182H44ZM59 181H60V180H59ZM119 181H120V179H119ZM123 181H124V180H123ZM123 181H121V183H122ZM140 181H141V180H140ZM143 181H144V180H143ZM143 181H142V182H143ZM156 181H157V180H156ZM179 181H180V180H179ZM230 181H231V180H230ZM57 182H58V180H57ZM101 182H102V181H101ZM114 182H115V181H114ZM114 182H113V183H114ZM131 182H132V181H131ZM131 182H130V183H131ZM167 182H168V181H167ZM252 182H253V181H252ZM39 183H42V180H41V182H37L36 184H39ZM110 183H111V182H110ZM128 183H129V182H128ZM140 183H141V182H140ZM140 183H139V184H140ZM153 183H154V182H153ZM161 183H162V182H161ZM161 183H160V184H161ZM253 183H254V182H253ZM106 184H107V183H106ZM115 184H118V182H117V183H114L113 186H114ZM167 184H168V183H167ZM229 184H230V183H229ZM32 185H33V184H32ZM80 185H81V184H80ZM103 185H104V184H103ZM145 185H146V184H145ZM149 185H150V184H149ZM153 185H154V184H153ZM153 185H152V186H153ZM186 185H187V184H186ZM33 186H34V185H33ZM50 186H51V185H50ZM74 186H75V185H73V187H74ZM115 186H116V185H115ZM120 186H121V185H120ZM147 186H148V185H147ZM35 187H36V186H35ZM42 187H44V186H43V183H42ZM47 187H48V186H47ZM53 187H54V186H53ZM58 187H59V186H58ZM60 187H61V186H60ZM89 187H90V186H89ZM103 187H105V186H103ZM108 187H109V186H108ZM116 187H117V186H116ZM136 187H137V186H136ZM138 187H139V185H138ZM144 187H145V186H144ZM153 187H154V186H153ZM165 187H166V186H165ZM234 187H235V186H234ZM250 187H251V186H250ZM31 188H32V187H31ZM114 188H115V187H114ZM118 188H119V187H118ZM142 188H143V187H142ZM147 188H148V187H147ZM189 188H190V187H189ZM230 188H231V187H230ZM34 189H35V188H34ZM61 189H62V188H61ZM67 189H68V188H67ZM67 189H66V190H67ZM69 189H72V188L70 187ZM81 189H82V188H81ZM83 189H84V188H83ZM116 189H117V188H116ZM133 189H134V188H133ZM144 189H145V188H144ZM144 189H143V190H144ZM36 190H37V188L35 189V193L37 192ZM51 190H52V189H51ZM59 190H60V189H59ZM66 190H65V191H66ZM85 190H86V189H85ZM104 190H105V189H104ZM104 190H103V191H104ZM119 190H120V189H119ZM145 190L147 191V190H149V189H145ZM145 190H144V191H145ZM91 191H92V190H91ZM105 191H106V190H105ZM116 191H117V190H116ZM120 191H123V192H124V189H123V190H120ZM129 191H131V190H129ZM149 191H150V190H149ZM248 191H249V190H248ZM33 192H34V191H33ZM48 192H50V190H49ZM48 192H47V193H48ZM55 192H56V191H55ZM60 192H61V191H60ZM67 192H68V191H67ZM76 192H77V191H76ZM101 192H102V191H101ZM139 192H140V191H139ZM147 192H148V191H147ZM155 192H156V191H155ZM68 193H69V192H68ZM73 193H74V192H73ZM78 193H79V191H78ZM95 193H96V192H95ZM103 193H104V192H103ZM115 193H116V192H115ZM127 193H128V192H127ZM127 193H126V195H127ZM133 193H134V192H133ZM190 193H191V192H190ZM220 193H221V192H220ZM232 193H233V191H232ZM37 194H39V193L37 192ZM51 194H52V193H51ZM85 194H86V193H85ZM129 194H131V192H130ZM129 194H128V195H129ZM144 194H145V192H144ZM153 194H154V193H153ZM230 194H231V193H230ZM57 195H58V194H57ZM59 195H60V194H59ZM110 195H112V194H110ZM118 195H119V194H118ZM118 195H116V196H118ZM141 195H142V194H141ZM146 195H148V194H146ZM232 195H233V194H232ZM246 195H247V194H246ZM33 196H34V195H33ZM52 196H53V195H52ZM54 196H55V194H54ZM68 196H69V195H68ZM68 196H67V197H68ZM80 196H81V195H80ZM80 196H78V197H80ZM119 196H120V195H119ZM122 196H124V195H122ZM122 196H121V197H122ZM133 196H134V195H133ZM139 196H140V195H139ZM161 196H162V195H161ZM237 196H238V195H237ZM49 197H50V196H49ZM59 197H60V196H59ZM76 197H77V196H76ZM82 197H84V196H82ZM99 197H100V196H99ZM110 197H111V196H110ZM110 197H109V198H110ZM127 197H128V196H127ZM131 197H132V196H131ZM145 197H146V196H145ZM185 197H186V196H185ZM33 198H34V197H33ZM37 198H38V197H37ZM39 198H40V197H39ZM63 198H64V197H63ZM63 198H62V199H63ZM109 198H108V200L110 201L111 198H110V199H109ZM119 198H120V197H119ZM123 198H124V197H123ZM133 198H134V197H133ZM225 198H226V197H225ZM225 198H224V199H225ZM234 198H235V197H234ZM35 199H36V198H35ZM49 199H50V198H49ZM68 199H69V198H68ZM95 199H96V198H94V202H95ZM98 199H99V198H98ZM106 199H107V198H106ZM120 199H122V198H120ZM135 199H136V198H134L133 200H135ZM140 199H141V198H140ZM194 199H195V198H194ZM243 199H244V198H243ZM69 200H70V199H69ZM100 200H101V199H100ZM155 200H156V198H155ZM168 200H169V199H168ZM237 200H238V199H237ZM67 201H68V200H67ZM78 201H79V200H78ZM90 201H91V200H90ZM92 201H93V200H92ZM97 201H98V200H97ZM116 201L119 202L120 200H119V201L116 200ZM126 201H127V200H126ZM147 201H148V200H147ZM191 201H192V200H191ZM194 201H195V200H194ZM31 202H32V201H31ZM36 202H37V201H36ZM36 202H35V203H36ZM69 202H70V201H69ZM76 202H77V201H76ZM76 202H75V203H76ZM81 202H82V201H81ZM100 202H101V201H100ZM111 202H112V201H111ZM129 202H130V201H129ZM139 202H140V201H139ZM166 202H167V201H166ZM220 202H221V201H220ZM39 203H40V202H39ZM77 203H78V202H77ZM87 203H89V202H87ZM87 203H86V204H87ZM106 203H107V202H106ZM106 203H105V204H106ZM109 203H110V202H109ZM120 203H121V202H120ZM140 203H141V202H140ZM190 203H191V202H190ZM221 203H222V202H221ZM233 203H234V202H233ZM42 204H43V203H42ZM45 204H46V203H45ZM84 204H85V203H84ZM92 204L95 205L94 203H92ZM116 204H117V203H116ZM129 204H130V203H129ZM129 204H127V205H129ZM131 204H133V203H131ZM219 204H220V203H219ZM28 205H29V204H28ZM60 205H61V204H60ZM65 205H66V204H65ZM100 205H101V204H100ZM100 205H99V206H100ZM110 205L112 206V204H110ZM142 205H143V204H142ZM66 206H67V205H66ZM95 206H96V205H95ZM95 206H92V207H95ZM108 206H109V205H108ZM129 206H131V205H129ZM44 207H45V206H44ZM48 207H49V206H48ZM62 207H63V206H62ZM69 207H70V206H69ZM79 207H81V206H79ZM92 207H91V208H92ZM97 207H98V206H97ZM97 207H96V208H97ZM117 207H118V206H117ZM135 207H137V206H135ZM135 207H134V208H135ZM139 207H140V205H139ZM144 207H145V206H144ZM144 207L142 206L143 210H144ZM233 207H234V206H233ZM3 208H4V207H3ZM34 208H36V207H34ZM45 208H46V207H45ZM53 208H54V207H53ZM73 208H74V207H73ZM73 208H72V209H73ZM82 208H83V207H82ZM152 208H153V207H152ZM236 208H237V207H236ZM238 208H239V207H238ZM0 209H1V205H0ZM57 209H58V208H57ZM60 209H61V208H60ZM60 209H59V210H60ZM70 209H71V207H70ZM74 209H75V208H74ZM131 209H132V208H131ZM136 209L138 210V208H136ZM210 209H211V208H210ZM213 209H214V208H213ZM229 209H230V207H229ZM231 209H232V208H231ZM234 209H235V208H234ZM4 210H5V209H4ZM64 210H65V209H64ZM83 210H87V209H84V208H83ZM89 210H90V209H89ZM89 210H88V211H89ZM102 210H103V209H102ZM109 210H110V208H109ZM109 210H108V211H109ZM137 210H136V212H137ZM143 210H142V211H143ZM146 210H148V209H146ZM221 210H223V209H221ZM236 210H237V209H236ZM40 211H42V210H40ZM47 211H48V210H46L45 212H47ZM50 211H51V210H50ZM71 211H72V210H71ZM71 211H70V212H71ZM95 211H96V210H95ZM104 211H105V209H104ZM104 211H103V212H104ZM134 211H135V210H134ZM142 211H141V212H142ZM212 211H213V210H212ZM212 211H211V212H212ZM215 211H216V210H215ZM55 212L57 213V211H55ZM59 212H61V211H59ZM59 212H58V214H59ZM73 212H74V211H73ZM75 212H76V210H75ZM84 212H86V211H84ZM89 212H90V211H89ZM96 212H97V211H96ZM96 212H95V213H96ZM145 212H146V211H145ZM225 212H226V211H225ZM234 212H235V210H234ZM39 213H40V212H39ZM50 213H52V212H50ZM66 213H67V212H66ZM66 213H65V214H66ZM76 213H77V212H76ZM76 213H75V214H76ZM93 213H94V211H93ZM153 213H154V212H153ZM170 213H171V212H170ZM178 213H179V212H178ZM180 213H181V212H180ZM180 213H179V214H180ZM193 213H194V212H193ZM60 214H61V213H60ZM90 214H91V213H90ZM99 214H100V213H99ZM138 214H140V213H138ZM211 214H212V213H211ZM226 214H227V213H226ZM71 215H72V213H71ZM76 215H77V214H76ZM102 215H103V214H102ZM104 215H105V214H104ZM128 215H129V214H128ZM128 215H127V216H128ZM136 215H137V214H136ZM166 215H167V214H166ZM171 215H172V214H171ZM182 215H183V214H182ZM228 215H229V214H228ZM51 216H52V214H51ZM60 216H61V215H60ZM81 216H82V215H81ZM88 216H89V215H88ZM88 216H87V218H88ZM94 216H95V215H94ZM96 216H97V214H96ZM99 216H101V215H99ZM107 216L109 217V214H107ZM117 216H118V215H117ZM134 216H135V215H134ZM134 216H133V217H134ZM147 216H148V214H147ZM159 216H160V215H159ZM183 216H184V215H183ZM226 216H227V215H226ZM231 216H232V215H231ZM40 217H41V216H40ZM42 217H43V215H42ZM55 217H58V216H55ZM64 217H65V216H63V218H64ZM89 217H90V216H89ZM101 217H102V216H101ZM101 217H100V218H101ZM124 217H125V216H124ZM124 217H123V218H124ZM141 217H142V216H141ZM167 217H168V216H167ZM178 217H179V216H178ZM178 217H177V218H178ZM227 217H228V216H227ZM0 218H1V216H0ZM19 218H20V217H19ZM59 218H61V217H59ZM68 218H69V217H68ZM92 218H94V217H92ZM92 218H91V219H92ZM117 218H118V217H117ZM131 218H132V217H131ZM137 218H139V216H138ZM150 218H151V217H150ZM157 218H158V217H157ZM174 218H176V217H174ZM179 218H180V217H179ZM188 218H191V217H188ZM221 218H222V217H221ZM20 219H21V218H20ZM56 219H57V218H56ZM69 219H70V218H69ZM94 219H95V218H94ZM111 219H112V218H111ZM143 219H144V217H143ZM147 219H148V218H147ZM158 219H159V218H158ZM217 219H219V218H217ZM26 220H27V219H26ZM48 220H49V219H48ZM57 220H58V219H57ZM60 220H61V219H60ZM81 220H82V219H81ZM131 220H132V219H131ZM138 220H139V219H138ZM145 220H146V219H145ZM152 220H153V219H152ZM156 220H157V219H156ZM156 220H155V221H156ZM162 220H163V219H162ZM184 220H185V219H184ZM187 220H188V219H187ZM58 221H59V220H58ZM75 221H76V220H74L73 223H75ZM77 221H78V219H77ZM87 221H89V220H87ZM93 221H94V220H93ZM99 221H100V220H99ZM102 221H103V220H102ZM104 221H105V220H104ZM122 221H123V220H122ZM129 221H130V220H129ZM140 221H141V220H140ZM158 221H160V220H158ZM166 221H168V220H166ZM166 221L164 220L165 223H166ZM20 222H21V221H20ZM20 222H19V223H20ZM37 222H38V221H37ZM47 222H48V221H47ZM55 222H56V221H55ZM66 222H67V221H66ZM68 222L70 223L69 220H68ZM94 222H95V221H94ZM123 222H124V221H123ZM126 222H127V221H126ZM156 222H157V221H156ZM42 223H43V220H42ZM57 223H58V222H57ZM64 223H65V222H64ZM71 223H72V222H71ZM71 223H70V224H71ZM76 223H77V222H76ZM76 223H75V224H76ZM81 223H82V221H81ZM96 223H97V221H96ZM105 223H106V222H105ZM108 223H109V222H108ZM110 223L112 224L111 221H110ZM110 223H109V224H110ZM134 223H137V222L134 221ZM140 223H141V222H140ZM146 223H149V222H146ZM223 223H224V222H223ZM38 224H39V223H38ZM77 224H78V226L80 225L79 223H77ZM87 224H88V225L91 224L90 221H89V223H87ZM120 224H121V223H120ZM123 224H124V223H123ZM126 224H127V223H125V225H124L123 228H125ZM129 224H130V223H129ZM129 224H128V225H129ZM132 224H133V222H132ZM149 224H151V222H150ZM149 224H147V225H149ZM152 224H153V222H152ZM163 224H164V223H163ZM163 224H162V226L164 227ZM169 224H170V223H169ZM171 224H172V223H171ZM175 224H176V223H175ZM0 225H1V223H0ZM33 225H34V224H33ZM48 225H50V224H48ZM61 225H62V223H61ZM91 225H92V224H91ZM134 225H135V224H134ZM145 225H146V224H144V226H145ZM147 225H146V226H147ZM221 225H222V223H221ZM28 226H29V225H28ZM30 226H31V225H30ZM58 226H59V225H58ZM66 226H68V225H66ZM92 226H93V225H92ZM100 226H102V225H100ZM136 226H138V224H137ZM140 226H142V228H144L143 225H140ZM152 226H153V225H152ZM156 226H157V225H156ZM214 226H215V225H214ZM31 227H32V226H31ZM87 227H88V226H87ZM130 227H131V225H130ZM134 227H135V226H134ZM148 227H150V226H148ZM157 227H158V226H157ZM169 227H170V226H169ZM219 227H220V226H219ZM32 228H33V227H32ZM32 228H31V229H32ZM57 228H59V227H56V229H57ZM61 228H62V227H61ZM73 228H74V226H73ZM79 228H80V227H79ZM135 228H136V227H135ZM160 228H162V227H160ZM182 228H183V227H182ZM50 229H51V228H50ZM56 229H55V230H56ZM68 229H69V228H68ZM76 229H77V226H76ZM84 229L86 230V228H84ZM126 229H128V228H126ZM138 229H139V228H138ZM148 229H149V228H147V230H148ZM154 229H155V228H154ZM158 229H159V228H158ZM164 229H165V228H164ZM224 229H225V228H224ZM29 230H30V229H29ZM79 230H80V229H79ZM89 230H90V229H89ZM142 230H143V229H142ZM167 230H168V229H167ZM59 231H60V230H59ZM61 231H62V230H61ZM65 231H66V230H65ZM65 231H64V234H66V232H67V231H66V232H65ZM76 231H77V230H75V232H76ZM83 231H84V230H83ZM86 231H88V230H86ZM90 231H91V230H90ZM94 231H95V230H94ZM121 231H122V230H121ZM128 231L131 232L132 230H129V229H128ZM128 231H127V232H128ZM139 231H140V230H139ZM148 231H149V233H150V232L153 231V230L150 231V229H149ZM163 231H164V230H163ZM220 231H221V230H220ZM20 232H21V231H20ZM30 232H31V231H30ZM137 232H138V231H137ZM143 232H144V231H143ZM156 232H158V231H156ZM223 232L225 233V230H224ZM26 233H27V231H26ZM36 233H37V232H36ZM56 233H58V232H56ZM60 233H61V232H60ZM72 233H73V232H72ZM89 233H90V232H89ZM89 233H88V234H89ZM92 233H93V232H92ZM92 233H91V235H92ZM97 233H98V232H97ZM122 233H124V232H122ZM134 233H136V230H135ZM147 233H148V232H147ZM149 233H148V235H149ZM28 234H29V233H28ZM43 234H44V233H43ZM48 234H49V232H48ZM51 234H52V233H51ZM64 234H63L62 236H64ZM78 234H79V232H78ZM84 234H85V233H84ZM128 234H129V232H128ZM130 234H131V233H130ZM139 234H140V233H139ZM145 234H146V233H145ZM153 234H154V233H152V234H150V235L152 236ZM157 234H158V233H157ZM157 234H156V236H158ZM159 234H160V233H159ZM22 235H23V234H22ZM33 235H35V234L33 233ZM33 235H32V236H33ZM46 235H47V234H46ZM69 235H70V234H69ZM75 235H76V234H75ZM79 235H80V234H79ZM119 235H120V234H119ZM125 235H126V237H127V234H125ZM134 235H135V234H134ZM134 235H133V239H134ZM148 235H147V237H148ZM35 236H36V235H35ZM37 236H38V235H37ZM42 236H43V235H42ZM52 236H53V235H52ZM55 236H56V235H55ZM55 236H54V237H55ZM57 236H59V233L57 234ZM73 236H74V235H73ZM82 236H84V235L82 234ZM82 236H81V237H82ZM131 236H132V235H131ZM140 236H141V234H140ZM142 236H144V235H142ZM154 236H155V235H154ZM156 236H155L154 238H157ZM74 237H75V236H74ZM77 237H78V236H77ZM79 237H80V236H79ZM126 237H125V239H126ZM136 237H137V236H136ZM50 238H51V237H50ZM50 238H49V239H50ZM65 238H66V237H65ZM70 238L72 239L73 237L70 235ZM118 238H119V237H118ZM127 238H128V237H127ZM131 238H132V237H131ZM149 238H150V237H149ZM58 239H59V238H58ZM95 239H96V238H95ZM97 239H99V238H97ZM116 239H117V238H116ZM121 239H122V238H121ZM121 239H120V240H121ZM129 239H130V238H129ZM34 240H36V237H35ZM37 240H39V239L37 238ZM42 240H43V239H42ZM75 240H77V239H75ZM99 240H100V239H99ZM30 241H31V239H30ZM43 241H44V240H43ZM50 241H51V240H50ZM53 241H54V240L52 239V242H51V243H54ZM59 241H60V240H59ZM62 241H63V240H62ZM73 241H74V240H73ZM86 241H87V240H86ZM91 241H92V240H91ZM102 241H104V240H102ZM116 241H117V240H116ZM131 241H132V240H131ZM140 241H141V240H140ZM144 241H145V240H144ZM4 242H5V241H4ZM8 242H9V241H8ZM48 242H49V241H48ZM48 242H47V243H48ZM57 242H58V240H57ZM69 242H70V240H69ZM71 242H72V241H71ZM71 242H70V243H71ZM74 242H75V241H74ZM74 242H72V243L75 244ZM93 242H94V241H93ZM93 242H92V243H93ZM100 242H101V241H100ZM136 242H137V241H136ZM32 243H33V242H32ZM32 243H31V244H32ZM34 243H36V242H34ZM34 243H33V244H34ZM41 243H43V242H41ZM51 243H50V244H51ZM59 243H60V242H59ZM79 243H80V242H79ZM95 243H96V242H95ZM95 243H94V244H95ZM98 243H99V242H98ZM107 243H108V242H107ZM123 243H125V242H123ZM127 243H128V242H127ZM130 243H131V242H130ZM130 243H129V244H130ZM23 244H24V243H23ZM23 244H21V245L23 246ZM36 244H37V243H36ZM50 244H49V245H50ZM55 244H56V243H55ZM57 244H58V243H57ZM57 244H56V245H57ZM60 244H61V243H60ZM60 244H58V245H60ZM64 244H66V242H65ZM73 244H72V245H73ZM84 244H85V243H84ZM87 244H89V243H87ZM110 244H111V243H110ZM120 244H121V243H120ZM120 244H119V245H120ZM137 244H138V243H137ZM227 244H228V243H227ZM26 245H28V244H26ZM51 245H52V244H51ZM72 245H71V246H72ZM101 245H102V244H101ZM143 245H144V244H143ZM146 245H147V244H146ZM30 246H32V245H30ZM38 246H39V244H38ZM45 246L49 247L48 245L44 244V247H45ZM52 246H53V245H52ZM89 246H90V245H89ZM91 246H92V245H91ZM91 246H90V247H91ZM3 247H4V246H3ZM3 247H2V248H3ZM24 247H25V246H24ZM32 247H33V246H32ZM34 247H35V245H34ZM36 247H37V246H36ZM36 247H35V248H36ZM39 247H40V246H39ZM47 247H46V248H47ZM57 247H58V246H57ZM57 247H56V248H57ZM60 247H61V246H60ZM60 247L57 248V249H54L53 252L48 253V255L45 254V255H46L45 258H46L47 262H49V264H50V263H53L56 259H58V258L60 257V255H61V254H60V253H61V251H60V250H61ZM63 247H64V246L62 245V248H63ZM65 247L67 248V246H65ZM72 247H73V246H72ZM74 247H75V246H74ZM78 247H79V246H78ZM98 247H99V246H98ZM138 247H139V246H138ZM140 247H141V246H140ZM226 247H227V246H226ZM28 248H29V247H28ZM28 248H27V249H28ZM42 248H43V247H42ZM53 248H54V247H53ZM86 248H87V247H86ZM95 248H96V247H95ZM99 248H100V247H99ZM108 248H109V247H108ZM108 248H107V250H109ZM143 248H146V246H145V247L143 246ZM224 248H225V246H224ZM20 249H21V248H20ZM29 249H30V248H29ZM29 249H28V250H29ZM64 249H65V248H64ZM101 249H102V248H101ZM101 249H100V250H101ZM126 249H128V247H127ZM126 249H125V250H126ZM131 249H132V247H131ZM140 249H141V248H140ZM21 250H22V249H21ZM32 250H34V249L32 248ZM32 250H31V251H32ZM38 250H39V249H38ZM62 250H63V249H62ZM67 250H70V249L67 248ZM102 250H104V249H102ZM102 250H101V251H102ZM107 250H106V251H107ZM116 250H117V249H116ZM134 250H135V249H134ZM136 250H138V249H136ZM144 250H145V249H144ZM227 250H228V248H227ZM11 251H13V250H11ZM11 251H10V252H11ZM51 251H52V250H51ZM85 251H86V250H85ZM98 251H99V250H98ZM110 251H111V250H110ZM110 251H109V252H110ZM113 251H114V250H113ZM120 251H122V250H120ZM1 252H2V251H1ZM4 252H5V251H4ZM27 252H28V251H27ZM36 252H37V251H36ZM36 252H35V253H36ZM47 252H48V251H47ZM49 252H50V250H49ZM69 252H70V251H69ZM118 252H119V251H118ZM127 252H128V251H127ZM129 252H130V251H129ZM132 252H133V251H132ZM230 252H232V251H230ZM19 253H20V252H19ZM22 253H23V252H22ZM24 253H25V252H24ZM24 253H23V254H24ZM38 253H39V251H38ZM91 253H92V252H91ZM138 253H139V252H138ZM225 253H226V252H225ZM13 254H14V253H13ZM29 254H31V252H29ZM32 254H33V253H32ZM40 254H42V252H41ZM40 254H37V255H40ZM62 254H63V253H62ZM65 254H66V253H65ZM104 254H105V253H104ZM106 254H107V253H106ZM111 254H113V252H112ZM135 254H136V253H135ZM231 254H233V253H231ZM14 255H15V254H14ZM16 255H18V253H16ZM75 255H76V254H75ZM77 255H78V254H77ZM115 255H116V253H115ZM117 255H118V253H117ZM126 255H127V253L125 254V256H126ZM132 255H134V252H133ZM28 256H29V255H28ZM30 256H31V255H30ZM33 256H34V255H33ZM106 256H107V255H106ZM127 256H128V257H131L129 254H128ZM137 256H139V255H136V257H137ZM234 256H235V255H233V258H235ZM63 257H64V256H63ZM101 257H103V254H102ZM107 257H108V256H107ZM110 257H111V256H110ZM118 257H119V256H118ZM139 257H140V256H139ZM139 257H137V258H139ZM229 257H230V256H229ZM22 258H23V257H22ZM28 258H29V257H28ZM39 258H40V257H39ZM39 258H38V259H39ZM74 258H75V257H74ZM77 258H78V257H77ZM119 258H120V257H119ZM126 258H127V257H126ZM131 258H132V257H131ZM140 258H142V257H140ZM140 258H139L138 260H140ZM145 258H146V257H145ZM24 259H25V258H24ZM32 259H33V257H32ZM40 259H41V258H40ZM42 259H44V258H42ZM61 259H63V258H61ZM61 259H60V260H61ZM65 259H66V258H65ZM79 259H80V258H79ZM79 259H77V260H79ZM82 259H83V258H82ZM105 259H107V258L105 257ZM109 259H111V258H109ZM109 259H108V260H109ZM120 259H122V258H120ZM120 259H118V261H120ZM33 260H34V259H33ZM35 260H36V259H35ZM35 260H34V261H35ZM58 260H59V259H58ZM66 260H67V259H66ZM68 260H69V259H68ZM108 260H107V261H108ZM111 260H112V259H111ZM114 260H115V259H114ZM123 260H125V259H123ZM127 260L129 261L128 258H127ZM127 260H126V261H127ZM227 260H228V259H227ZM233 260H234V259H233ZM238 260H239V259H238ZM27 261H30V260L27 259ZM27 261H25V262H27ZM34 261H32V263H33ZM64 261H65V260H64ZM83 261H84V260H83ZM95 261H96V260H95ZM101 261H102V260H101ZM101 261H100V262H101ZM22 262H23V261H22ZM22 262H21V263H22ZM42 262H43V261H42ZM56 262H57V261H56ZM60 262H61V261H60ZM62 262H63V261H62ZM104 262H105V261H104ZM108 262H109V261H108ZM110 262H111V261H110ZM114 262H117V261H114ZM129 262H130V261H129ZM129 262H128V264H129ZM132 262H133V261H132ZM134 262H135V260H134ZM21 263H20V264H21ZM28 263H29V262H28ZM35 263H36V262H35ZM39 263H40V262H39ZM43 263H44V262H43ZM79 263H80V262H79ZM102 263H103V262H102ZM140 263H141V262H140ZM235 263H236V262H235ZM23 264H24V262H23ZM30 264H31V262H30ZM40 264H41V263H40ZM47 264H48V263H47ZM53 264H55V263H53ZM56 264H57V263H56ZM58 264H60V263H58ZM65 264H66V263H65ZM110 264H111V263H110ZM112 264H113V263H112ZM114 264H115V263H114ZM116 264H117V263H116ZM120 264H121V263H120ZM123 264H124V262H123ZM138 264H139V263H138Z\"/></svg>", "mask_w": 264, "mask_h": 264}]
</instances>
